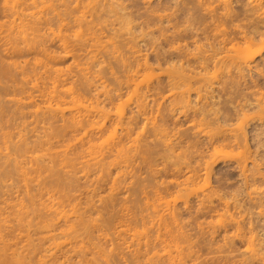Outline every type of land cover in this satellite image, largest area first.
Masks as SVG:
<instances>
[{"label": "bare ground", "instance_id": "6f19581e", "mask_svg": "<svg viewBox=\"0 0 264 264\" xmlns=\"http://www.w3.org/2000/svg\"><path fill=\"white\" fill-rule=\"evenodd\" d=\"M72 1L73 0H1L2 11L8 12V17H12L11 22L6 23L7 21L5 22V20H4L3 23H0V27H2V29H3V26H5V28H6L5 29L6 34H5V36H3V37H5L4 41L2 40L3 41L2 42L3 43L2 44V51L4 53L8 54L9 56L11 54H13V55L19 54V56H21L20 53H22V52L24 54L26 51H28L30 53V51L33 52L32 50H35V51H37V53H39V57H36L34 55H33V57H35V58L30 57L31 58L30 61H32L31 63L29 62V60L24 61V62H23V60H21V61H17V63H15L14 61H13V63L7 62V64H3L0 62V89H6V90L8 89V91H11V95L8 94L7 98H5V99L2 98L4 100L0 99V264H48V263L53 264V262H54L53 258H52V256L54 255L53 250L56 251V249L59 248V246H61L63 244V241H60V242L56 241V239L58 240L61 236L64 237L65 239H69V238L73 239V240L71 239L72 241L69 239L71 241V242L69 241V244H71L70 246L73 245V248L71 247L70 249L74 254L77 252L76 253L77 255L78 254L81 255L82 254L81 252L85 251V249L83 250V248H85L87 246L86 244L91 245L90 247L88 246L89 248L92 247L93 250L96 249V250H94L93 255L91 254L92 258H90V261L86 260L88 262H84L83 261L84 259L81 260L82 258L77 259V260H79L78 262L80 264H97L96 259H101V258H102L101 260H104V262L105 263L107 262V264H108V261H109L108 258L111 257L113 260L114 259L113 256H115V257L117 256L118 259H121V257L124 256L121 259V261L125 262V256H126V258H128L127 256H129V255H131V259L133 258L131 261H133V260L137 261L139 258H142L141 260L139 259L142 262V264H146L144 262L146 260V258L149 260L153 256L155 257V259H156L155 261H157V262H161L160 260H162V259L164 260V258H165V261L167 264H204V263H202V262H204V260L206 258L204 256L208 255L209 252L207 250L208 253L206 255H204L206 252H203L202 253L203 258H202V256L200 257L201 254L198 255V251H199L198 249L199 248L197 250L194 249L195 245H192V244H194V243H192V241H194V240L190 241L191 240V239L189 240L190 237H187V234L185 235V233H187L189 231V229L187 231V229L185 227L187 226V228H188V225L190 223H187L188 225L185 223L186 226H184V228H182V226H181V228H180V226L178 227V225H180V223L182 222V220H181V222L179 220L184 219L183 217H181V218L179 217L180 219L178 218V216L180 215L181 209L182 210L183 209L188 210L187 212H190V211H192V209L193 210L195 209L193 207L195 202L198 205V206H196L197 213L200 212V214H201V212H202L206 215L210 214V215H212V217H215V218L218 217V218H216V220L220 218L219 221H216L215 219H214L215 221L212 220V224H213V222L215 224L216 223L218 224L216 227H214V224L212 226L210 225L211 221H207V222H210L209 225H207L208 223L204 221V218H202L204 215L199 216L197 214V216H199V220L202 219L201 224L203 222L206 223L205 224L206 225L205 230L207 232H204V233H206V234L208 233V235H210L209 239L211 240V238L212 239L216 238L215 235H218L216 238V241H217V239L220 237V240L218 239L219 240L218 243H215L216 246L215 245L212 246V244L215 240L214 241L211 240V241H213L212 243L209 242L210 240L208 241V238L206 241L201 240L200 237H202V235H200V234H204V233H202V231H201V233L199 234L198 231L203 230L202 227L204 228V223H203V225L199 224L198 222H200V221H198V218H197V220H195V221H198L197 223L199 225H201V226H198L197 224H194L196 222L193 219H191L194 221V223L192 221V224H194L196 229L197 228L200 229V230H197V235L199 234L197 236V238L200 236L198 238V240L200 239L202 241L201 242L202 246H203V242L211 243V246L213 248L210 246H206L207 244L204 245L207 248L210 247L211 249L210 248L209 249L211 251H212V249H214V247L215 248L218 247L216 249L217 252L215 250L212 251L214 253L216 252L219 254V256H217L218 254H213L214 256H212V257L216 256L215 257L216 259L219 258V262L217 260L216 264H264V0H240V1H238V0L237 1L236 0L235 1H231V0H171V1L175 2V4L170 1L173 5H175V7H177L176 5H179V4H180L179 5L180 7H181V4H183L184 6H188V8L185 7V9L186 8L188 9V10L186 9L188 11V19L186 20V22H188L187 25H184V20L182 22H181V20H179L180 25H183V27H187L186 29L188 31H185V32H188L187 33L188 34V40L190 39V42H188V47L183 46V44H185L184 41H183L184 43L182 42L183 44L179 41L178 42L180 44L176 43L178 38H181L182 36L178 37V35H180V33H178L179 30L177 31V29H176V31H174V29L172 27H170L173 29L172 31L178 33V34L176 33L177 34L176 35L173 32V34L176 36L175 38L177 39L175 41V45L176 44L177 45L175 47H174V45H171L172 41L169 38L170 39L169 42L171 41L170 46H172L171 47L172 49H170L171 51L167 50V49H169L170 46L169 47L167 46L168 48L166 46H164L167 48L166 49L167 52L165 50L166 53L164 52V54H167L168 52L170 53V55L168 53V55H166L165 58H167V56H171L170 58L176 56L175 58L180 57V60L184 59V62H187L188 78H186V79H188L187 80L188 82L184 81L187 84L180 82L181 79L184 80V78L186 77L184 75L185 74L184 71H186L187 69L182 67L183 65L179 66V64H176L177 60L179 62V59H177V60L175 59L176 60L175 63L172 61V59L170 61H172L173 63L169 62L168 60L170 58L167 60L169 62L168 63L169 65L174 64L177 67H175L174 65L169 67V65L167 63H163L165 65L167 64L166 66L164 65V67L158 66L159 68H161V70H163L162 68H164L163 72L166 69L165 67H169L166 69L167 73L165 72V74L160 69H158L157 66H156V69L154 66H153L154 68L151 67L153 64H151V66L146 65L149 63L148 58H149V55H151V53L148 54V58H147V56L144 57L142 52L139 54V52H140L139 50L141 48L138 46H140V45L136 44L134 41V40H136L138 42L141 40L140 42H142V39L144 38L143 35L148 37L150 35V32H151L150 26L145 24L150 29L149 34H147L148 29H146L147 31L146 30L144 31V32H146V34H143L144 32L143 33L141 32V34H142L141 38L135 39L136 34L140 35L139 32H140V30L143 29V28H141L142 26H140V24H139V22L141 23V21H142L141 19H140L141 21L138 20L139 22L136 21V22H138L140 28L139 29L136 28L135 32L138 30V33H136V34L133 31L135 34V36L133 37L134 39L133 38L131 39V37H128V38H130L131 42L134 43V45L132 43L128 44V42H130V41H129V39L125 38L127 36H125L123 34L125 29L126 30L128 29L125 26L126 25L125 23L127 22V26H129L131 24L133 25L135 22L134 23L132 22L129 24V22L132 21L131 20L132 17L130 18V14L132 16L133 13H131V12L129 13L128 8L125 9V7L123 5H126V4H124V2H123V5L121 6V4H119L120 0L119 1L118 0H104L103 4H106L105 6H107V3H109L108 5L111 8L107 9L104 6V9L106 8V10H110V11L105 12V10H104V12H102V13L117 12V14H116L117 17L114 13L111 14V15H113V18H111L112 16L110 17L113 20L111 22V24L113 25L114 21H115V23H116V21H118L119 24L117 25V23H116V25H117L116 30L118 28L120 29V27H121V30L118 29L120 31L119 36H121L123 34L124 36L121 37V39L125 38L128 40L125 42L123 40H120V38H119L120 41L116 40V38L114 40L113 39L114 38L113 33L112 32L110 33V30L112 31V26H111V24H109L110 22L107 23L110 26H107V24L105 25L104 22L103 23L105 26H103L101 24L102 19L99 17L100 13L99 14L97 13L98 16L96 15V11H95V13H93L94 9L96 7H93V10L90 9V8H92V6L95 5L94 4V3H96V2H94L95 0H92L93 2H91L89 0L91 2L90 8L88 6L90 4V2L87 1L89 3V4L88 3L86 4L88 6V7L86 6L88 9L85 7L86 11L88 10L86 13H90L92 10L93 12H91V13L93 15L94 14L96 15V16L94 15L95 17H93V15H92L93 18L91 16L85 15L84 13L82 14L81 11H83L84 8L81 9L79 7L84 6L83 4H81V6H79V7H76V5H78V3L75 2V0H74L73 4H71V7L72 6H74V8L76 7L77 11H78V9H81V11L80 10L79 11L83 16L80 15V13H78L79 15L77 14L81 19L79 18V20H77L78 16H75V15H74L73 19L75 21L77 20L76 21L77 24L74 21L75 25H78V22L81 25V26L79 25L80 27L79 26H77V27H79V29H81V31L84 30L83 35L80 34L82 32L76 26L75 27L77 29L70 27V26H72L71 25L72 21H70V23H71V24H69L70 26H67L68 24H66V23H68V19L66 22L61 23L63 21V16H62V14L60 15V12H64V11L66 12L67 10L69 11V9H70L69 5H70V2H72ZM76 1H79V0H76ZM83 1L86 2L85 0L79 1V5H80V2L83 3ZM140 1H142V0H140ZM145 1L146 0H143L142 5H141L144 8L146 5L144 4L145 5L144 6L143 2H145ZM230 1H231V3L233 2L234 5H231ZM105 2H107V3H105ZM135 2H137V1L135 0ZM127 3L131 4L133 2L131 0V2L128 1ZM147 3L148 2H146V4ZM177 3H179V4H177ZM186 3H188V5H186ZM62 4H65L64 5L65 8L60 7L61 11L58 8L59 11L57 10V12H56L55 9H57V6L62 5ZM66 4H68V6H66ZM150 4H151V2H150ZM150 4L149 5L147 4V6H150ZM167 4H169V3H166V5ZM97 5H99V7L100 6L102 7V5L98 4V2H97ZM131 5H130V7H131ZM183 5H182V8H183ZM147 6H146V8L148 9L149 7H147ZM201 6L205 7V8L203 7V9H202V10H204V12L203 11L201 12V10H199L202 8ZM62 7H63V5H62ZM66 7L67 8L69 7V9H66ZM101 7L96 8L95 10H97V12H100ZM146 8L144 9L145 12H146ZM172 8L174 9V11H173V9H171L170 12L173 11V13H174L175 11H177L176 10L177 8L176 9L174 7H172ZM182 8H181V10H182ZM63 9H65V10L62 11ZM72 9H73V7H72ZM72 9H70V10L72 11ZM85 9H84V12H85ZM124 9L127 11L126 14L129 15L130 19L126 18V17H128V15L125 16L126 14L123 13V12H126V11H123ZM132 9L133 8H131V10ZM168 9H170V8H168ZM76 10L74 12H76ZM102 10H103V8H102ZM186 10L184 11L186 13L182 14V12H181V15L187 14ZM151 11H153V10L151 9ZM157 11H161V10H158V8H157ZM180 11L178 10V12H180ZM72 12L69 11V14L71 13V15L73 16V14H75V13L74 12L72 13ZM118 12H119V15H121V17L118 16ZM164 12L162 14L161 13L159 14V12H157V14H159V15H157L155 13L156 17H158V18H156L157 22L159 21L158 23H161V21L171 22L169 20L171 16L169 17V15L167 14L168 12H166L165 14H164ZM178 12L174 13L175 16H176V13L178 15ZM91 13L88 15H91ZM134 13H136L135 15H137L136 11ZM141 14H142V12H141ZM147 14H149V13H146V15ZM174 14H172V15L174 16ZM66 15H68V14H65V16ZM106 15H104L102 17L104 18ZM151 15H150V17H151ZM155 15L153 14L152 17L153 16L155 17ZM68 16H66V17H68ZM86 16L91 17V19H90L91 21L94 18L97 19V17L99 19H101V22H99L100 20H98V19L97 20L101 24L102 31H103V27H104V30H106V28L109 29V27H111L109 30V33L113 35V36L111 35L112 38H110V35H108L109 33L107 34L103 31L104 35L107 34L106 36L108 38L105 37L106 38V39H104L105 41L102 39L100 41V38L103 35V33L100 34L102 31L99 28L100 25L96 24L97 23V20H96L95 29H98V28L100 29V33H99L100 37H98L99 39H97V40H99V41H97V42H99V44L97 43L98 44L97 45L95 42H92V39H91L93 36L97 35V32L99 31V29L97 32L96 31H92V32L90 31L89 35L91 33L92 34H91V38H88V40H91L92 47L98 46L102 49L99 48L100 49L99 50L97 47H95L99 51L95 50L94 53L98 52L97 54H99V55H95V54H93V52H87L86 53L87 56L91 57L90 60L92 63H93L92 59H94V56H96L97 58L101 57L102 59L104 56H105L104 57L105 59H106V57L109 56L108 59L109 60L111 59L110 60L111 62L114 60V58L119 59L120 62H124L123 59L127 61V58H125L126 53L129 55V58H128L129 62H130V58H131V60H132L131 64L128 63V61L124 62L125 64L121 63L123 65L122 71H123V69H125V71H123V72H125L124 73L125 75L122 73V71H121V75L117 74V73H120V72H117V71H120L118 68L120 66L117 63L118 62L117 60H116L117 62L113 61V62H116L113 64H115V65L117 64L115 67V68H117V70L113 67H112V70H110L111 69L110 67L113 65L108 66V64H111V63H109L108 59H107L108 62L105 59L103 61V62L106 61V63H108L107 65H106V63H104L106 65L105 67H103L102 64L100 65V67L97 66V65H99V62H101L102 60L97 61L96 62L97 65L95 64V61L98 60L96 57H95L96 60H94V63H93L98 67V69L99 68L106 69L107 66L110 68V69L109 68L106 69V71H103V72H107L108 70H110L109 73L107 72L108 73L107 75L111 76L113 78V80L111 77L107 76L109 78L108 80L111 79L112 81H115V80L120 81V80H122V78H125V80L123 79L122 81L119 82V85L121 82L124 83L125 85L121 83L122 84L121 88L118 87L120 90V89H122L123 86H126L124 89L125 91H123L124 94H122L123 96L125 95V93L127 91L126 89H128V87L130 86V85H126V84H129L132 81V84H134L133 85L134 87L131 86L133 89L129 87V90L127 93L129 94L130 89H131V91H133L131 93V95L127 94L129 97H127V95H125L127 98L126 97L122 98L123 96L120 95L121 93L118 92L119 93L118 94L117 91L114 92L115 91L114 89H116V88H114V86L112 88V85H111V89H113L114 91L113 90L111 91V89H107V86L105 89L104 85L107 84L106 81H108V80H106V78H104L106 76L103 77L99 74L102 72L103 69L97 71L96 70L97 68L95 69L93 67V64L91 67L95 71H97L96 73H98L99 76L98 75L94 76L95 75L94 71H92V73H94V74H92L91 71L89 73H91L92 76H94L95 80H97V78L99 77L100 79L98 78V80L100 81L101 84L103 83V82H101V77H102V81H104V80H106V81H104L105 82L103 84L104 89L102 90V92H101L102 86L99 87V85H101V84L93 85L94 82H96V81H94V82L92 81V80H94V79H92L93 78L92 76L90 78L91 80H89L90 81V84H89V81H88V78H89L88 74L89 73H88V71H89V69L91 70V67L88 68L85 66V64L87 63V66H90L91 62L88 59V57L85 55V57L89 60V62L85 63V61H87V60H85V57H84L85 52L83 51L84 53H82V55L80 52V51H82V49H84V46L86 47V45H87V44L84 45L82 43V41L84 39L87 40V38H85V37L86 36L88 37L87 32L85 34L86 36L84 35L85 28H87V30L90 28L89 24H88L90 21V20H88L89 18L87 20L82 18V17H86ZM175 16L173 19H175ZM71 17L69 19H72ZM114 17H115V19H114ZM141 17H142V15H141ZM180 17L184 18L185 16H180ZM107 19H109V18H107ZM107 19H105L103 21L108 22L111 20V19H109V20H107ZM121 19L123 20L125 25L121 24V26H120V22L123 23L121 21ZM64 20H65V17H64ZM127 20H130V21H127ZM171 20H172V18H171ZM84 21H88V22L84 23ZM81 22H83L86 27L84 25H82L83 23L81 24ZM176 22H177V20H176ZM186 22H185V24H186ZM52 23L58 24L56 26L57 27L60 26V27H58L59 30H58V28H56L57 30L54 29L55 26L53 24V27H52ZM162 23H164V22H162ZM162 23H161V25H162ZM171 23H168V24H171ZM181 23H183V24H181ZM64 24H66V26H64ZM86 24H88V25H86ZM91 24H90V26H94L93 25L94 23L92 25ZM164 24H165V27L169 26L166 23H164ZM98 25H99V27H97ZM116 25H115V27H116ZM159 25L160 24H158L157 26H159ZM163 25L159 26V27L162 28V27H164ZM176 25L179 26L178 23ZM82 26H83V29H82ZM135 26H137V24L134 25V27H132V28L134 29ZM139 26H137V27H139ZM177 26H176V28H178ZM61 27L63 29L65 28L64 31L62 30L64 32V35H62L63 33L62 34L60 33ZM66 27L67 28L70 27L71 29H75L74 33L80 34V35H77V34L74 35L72 31H69V32H72V34L74 35L73 36L71 33L69 34V32H66L70 35L67 37L73 36V38L71 37L70 40H72L71 42H73L74 45L77 44L76 45L77 47L76 46L73 47V44L68 45L69 42L66 43L67 41H69V39L66 37V34H65ZM115 27H113V29H115ZM122 27H125L124 30ZM183 27L182 28L180 27V28L184 29ZM132 28H129V29L133 30ZM145 28H146V26H145ZM180 28H178V29H180ZM15 29H16L15 35L13 37H11V33ZM166 29H167V27H166ZM55 30L57 31V33ZM118 30H117V32H118ZM131 30H129L130 32L126 31L127 33H129V36H130V34L133 36V33L131 32ZM155 30H157V29H155ZM155 30H154V32H160L158 30L157 31H155ZM167 30H169V29H167ZM169 31H171V29ZM180 31H182V33L184 32L183 30H180ZM113 32H115V31L113 30ZM168 32L165 34L162 32L161 33L164 35V37H168L167 35L174 36V35H171V32H170V34H168ZM185 32L183 34H185ZM127 33H126V35H128ZM104 35H103V37H104ZM153 35H154V33H153ZM163 35H162V37H163ZM75 36L77 37V39ZM78 36L79 37L83 36V38H84L82 40V38L80 37V43H78L79 41H77V40H79ZM117 36H118V34H117ZM157 36H158V34H157ZM185 36H186V34H185ZM49 37L51 40L53 38H55V40H56V38H57V40H56V41H58L57 45H59V43H60V45L62 46L61 51L59 50L60 52H57L58 50H55L56 52L52 51L53 50L52 47H49V48H51L50 50H49V48H47V46H49L47 44V39L50 40ZM137 37L139 38L140 36H137ZM146 37H145L144 42L146 40H148V39H146ZM74 38L76 40H74ZM94 38L95 37H93V39ZM151 38H154V37H151ZM65 39H68V40L65 41ZM154 39L156 40L157 38H154ZM158 39H159V37H158ZM172 39H173V37H172ZM183 39L186 40L185 38H183ZM151 40H153V39H151ZM155 40H153V41L156 43L157 41H155ZM160 40H161V36H160ZM173 40H175V39H173ZM95 41H96V39H95ZM165 41H164V43H165ZM180 41H181V39H180ZM198 41H199V46L196 44ZM200 41H202L203 43ZM101 42H103V44ZM144 42H142V43H144ZM147 42H149V41H147ZM150 42H152V41H150ZM164 43H163V45H164ZM88 44L89 45L91 44L90 41ZM116 44H118V46H121L123 49L121 47L117 48ZM152 44H151V46H152ZM194 44H196V45H194ZM89 45L86 47L85 51L93 49V48L87 49V48L91 47V45L90 46ZM126 45H127V47H126ZM135 45L138 48H136ZM156 45H157V43H156ZM55 47H57V46H55ZM104 47H106V48L111 47V48H110V50L106 51L105 50L106 48L103 49ZM153 47H154V44H153ZM159 47L155 46L154 48L155 49L157 48V50L158 49L160 50V48H163V47H160V48ZM182 47H184L185 49L183 50ZM186 47L188 49H186ZM58 48L60 49L61 47H58ZM121 49H122V51H121ZM163 49H165V48H163ZM163 49L160 50L162 53H163ZM185 50L186 51L188 50V52H186ZM74 51L76 53H74ZM123 51H125L124 58L120 59V58H122V52ZM143 51H145L143 53L145 55H147L146 49ZM157 52H159V51H157ZM89 53H92L91 55L93 57ZM102 53L104 54V56L102 55ZM155 53L156 52H154V56H155ZM75 54H77V55H75ZM24 55H26V54H24ZM31 55H32V53H31ZM80 55L83 56V58H84V60L82 58L81 61L83 60L82 62H84L83 67H86L88 69L87 72L85 70H83V68L81 69L79 67L80 65H82L81 64L82 62L81 63L79 61L77 62V59L80 60V58H77L76 56L79 57ZM161 55L163 56L162 57V59H163L164 55L163 54H161ZM4 56H5V54H4ZM152 56H153V53H152ZM154 56H153V58H155ZM158 56H160V55H158ZM75 57H76V59H75ZM69 58H71L70 59L71 60L70 65L72 66V68H69V67L66 68L65 67V69H63V67L55 65L56 64L55 62L60 60V63H62L63 61L61 62V60L65 61L66 59H69ZM101 58H99V59H101ZM145 59H148V61L146 60L148 63H146ZM159 61H160V59H159ZM161 61H163V60H161ZM182 61L183 60H181L180 62L183 63ZM18 62H23V63H18ZM165 62H166V60H165ZM157 63L158 62H156V60H155V65L159 64V63L158 64ZM126 64H130V65H126ZM59 65H61V64H59ZM160 65H162V64H160ZM125 66H126V68H125ZM184 66H185V64H184ZM69 69H75V74L77 73L76 74L77 76H79L78 74H80V73H81L80 76L83 75L82 77H80L81 81L75 75V78L79 80V83L76 84V82H78V81H76V82H74V84H76V86H78L79 88L78 87L76 88V86L73 85V81L76 79L74 77H72L73 75L71 76V73H73V72L69 73L71 71ZM76 70H79L80 73L76 72ZM114 70L117 73H114ZM155 70H157V72H158V70H160L161 72H158L156 74ZM140 72H141V74H140ZM82 73H85V74L88 73V74H86V75H88V78H87V76H85ZM138 73H139V75H138ZM115 74L117 76H115ZM160 74L163 76L167 75L169 78H171L175 75L176 79H178V77L181 76V79H179V81H176L174 79L175 83L173 82V78H175V77L171 78L170 79L171 81L169 79H167L170 83L169 82L167 83V80H164V81H166V84L168 86H169V84H170V86H172L174 83L175 87H176L174 89L175 90L179 89V94H177V93L175 94V90H171L174 87V85H173L172 87L169 86V89H168L169 93L166 92L168 97L170 95V97L172 96L171 98H173L175 100V101H173V99L170 98L172 101V105L170 104L171 102H168L167 106L165 104H163V101L166 98L165 97L166 93L164 91L163 92L165 94H162V95H164L165 98L161 97L162 91L160 92V90L157 89L158 91L156 93V90H153L157 87L159 88L158 83L161 82V81H159L160 80V78H159ZM102 75H106V73H103ZM119 76H122V77H119ZM136 76L139 79H141L140 82L138 81L139 83H141L140 87L142 86V84H144L145 87H148V85H151L153 82L156 83V85L151 86V87H153V86H155V87L153 89H150V92H149L150 94H148L146 92V90L148 91L149 87H148V89H146L145 87H144V89H143V87H141V88L139 87L138 82L136 80H134V78ZM141 76H142V78H141ZM71 77L73 78L72 82H71V79H72ZM69 79H70L71 83L68 81ZM163 79H165V78H163ZM66 81H68L70 83V84L68 83L69 85H66L68 87L61 84V83H67ZM99 81L97 83H99ZM116 81L114 83H116ZM123 81H125V82H123ZM91 82H93L92 86L93 87L95 86V88H93L91 86ZM127 82H129V83H127ZM171 82H172V84H171ZM178 82L181 85L179 84V86H177L176 83L178 84ZM117 83H118V81H117ZM108 84H109L108 86H110L111 83L108 82ZM112 84H113V82H112ZM117 85L118 84H116V86ZM161 85H162V83H161ZM96 86H98L97 88L100 89V92L102 94L101 96H103V97H101L103 100L100 99L101 101L99 100L100 97H97V95H98L97 92H95L97 90ZM168 86H167V88H168ZM181 86H183L184 88L181 89L182 88ZM89 87H91L92 89H96L94 91L91 89L95 93H93V92L90 93ZM161 87H164V84ZM177 87H180V88H177ZM167 88H165L166 89L165 91H167ZM26 89L28 91H25ZM140 89L141 90L143 89L144 91L143 90L142 91L146 92L147 96L153 95V94H151V92L153 90L154 91L153 92L154 97L152 98L153 100L154 99L157 100L158 96L161 97L158 99L159 100L158 104L154 100V102H156V104L158 106L156 104H154L153 101L150 100L151 97H149V100L152 102V104L150 101H147L148 97H146L145 93L143 94ZM4 91L5 90H3V93H5ZM8 91H7V93H8ZM120 91H122V90H120ZM100 92H99V94H100ZM173 94H174V96H173ZM5 95L7 96L6 93H5ZM0 97H2V96L0 95ZM120 98H122V100L124 99V102H122ZM115 101L117 103H115ZM145 101L148 102V105L150 103V105H152L153 107L157 106L156 107L157 109L155 110V108H154L153 113H151L150 111H152L153 108H152V106H149L152 108V110H149L151 108H149L148 105H147L148 108H146ZM161 101H162V104H161ZM167 101H170V100L168 99ZM174 102L176 103V106L174 105L175 104ZM162 105L163 106L165 105V107H163V109H161ZM113 109H114V111H112ZM146 110H149V111H147V113H146ZM177 110L182 111L181 116H184L183 115L184 113H185L186 117L188 115V117H187L188 121L186 120L188 122V124H186V123H185L186 125L183 124L187 128L186 129L187 131L183 130L184 129V126H183V127H181V128H183L182 130H180V128H178V129H176L175 132L173 131L174 133L171 131L172 134L171 133L167 134L168 132H166V131L170 132V130H168V128L170 129V127H168L169 125L167 126L165 121H166V119L170 120V118H168V117L174 118L176 115L175 112ZM156 111H158V113ZM145 113L146 114H153V116L150 115V116H152V120L155 118L154 114H156V116L159 114L156 118L159 117L160 119H157L156 122L158 123V120H160L162 124L165 122L163 125H165L164 127H166V126L168 127V128L166 127L167 130L162 126V124L157 125V123L155 121H154L155 123L151 122L152 120L150 121V124H152V125H150L151 126L150 129L153 130V128L156 127V125L159 128L158 129L155 128L156 132L151 131L150 129H146V128L150 127L148 125L149 122H147V121H149L151 118L149 119V115L147 116L148 118H146ZM177 115H178V113H177ZM16 116L20 120L25 119V118H29L30 120L28 122L21 121L19 123H14L13 119H15ZM139 116H141V117L143 116L142 118H144V119L143 120L139 119ZM178 116H180V114ZM186 117H184V118H186ZM156 118L154 120H156ZM181 118L183 119V117H181ZM138 119L142 120V121H144L145 119H149L147 121L145 120V122L148 123L147 126H149V127H146V124L142 123V125L139 126L142 129H140V128L135 129L139 125V124H137V126L135 125L137 122H139ZM176 119L174 118V120H176ZM163 120H164V122H162ZM177 120H179V119H177ZM58 121H60V122H58ZM171 121L173 122V119ZM182 121H185V120H182ZM55 122L60 123L58 127L55 125ZM172 122H170L169 124H171ZM153 123L156 125L154 126ZM174 123H175V121H174ZM179 124L181 125V122ZM179 124L178 125L175 124L173 126L171 124V128L172 127L174 128V126L178 127V126H180ZM133 125H135L136 127ZM143 127H145L146 132L150 131L152 133L154 132L155 134L158 133L157 131H159V133L161 132V135L159 134V137L162 135H165V137H166L168 135L169 137L167 136L168 139L166 140V142L163 140H162L163 143L161 142V145L163 144L164 147L160 148L161 145H159V142L157 140H161L165 137L162 136V138L156 140V135H154V134H152V135L154 136L155 140L153 137H150V139L153 138L152 140H154V142L156 141L157 144H155V146L150 145L148 142L147 143L149 145L146 144V142H145L146 137H145V139H142L144 136L141 137L143 134L146 135L145 131H144V133H142ZM133 129L136 130L135 136L133 133V131H134ZM139 130H140V132L142 131L141 132L142 135L137 134V132H139ZM171 130H173V129H171ZM174 130H175V128H174ZM186 132H188V133H186ZM162 133H164V134H162ZM184 133H186L187 136L182 138L183 135H185ZM149 134L151 135V133H148L147 135H149ZM138 135L140 137H138ZM157 136H158V134H157ZM148 137L149 136H147V138ZM137 139L141 140V141L143 140L142 142H144V143L140 144L139 142H137L138 141ZM150 139L146 140V141H150V143H152L153 141H151ZM137 143L140 145L139 146L136 145ZM181 144L184 146L185 149H188L187 154H189L190 157L186 155L187 159L189 157V159L192 158L195 161V159L197 158L196 156H198V157L200 156L201 158L204 157L203 161L201 160L203 162L201 164L202 165L201 169H200V166L198 165L199 163L195 164L196 166L194 164H192L193 166H191L190 164L186 163V162L191 163V162H189V159L187 161L186 158H184L185 160H183L182 158H181L182 159L181 160L179 158L181 161L180 164H182V161H185V164L188 165V167L186 165L182 166L184 164L181 165L182 167H184V168L187 167L188 169L185 168V169H183L184 171H181V168H180V171H181L180 174L182 173L183 175H185L184 173L186 171H188V175H185V177L182 175L184 178V179L182 178L183 181H180L181 180V176H180V180L177 181L176 177H179L177 170H179V167H181V166H179L177 170L173 168V170L177 171V173H175V171H167V173L173 172L172 174L177 175L174 178L175 180L172 179L173 175L170 173V175H172L171 176L172 178L171 177L169 178L170 181L168 179H166L167 181L164 179L166 181V184L164 181L160 182V179L162 180V178H163L162 175L165 174L163 172H165V169L167 170V167L165 169L163 168L164 170L162 169V167H164V166L161 167V165H160L159 169L153 168L154 167V166H152L153 162H147V161H149V160L151 161L152 156L159 157L157 153H159V155H160L161 151L163 154H165L166 153V152L164 153L165 150H162V149H166V150H169L172 152V148L174 149V147L177 145L181 149V147H180ZM158 145H159V147H158ZM148 146L158 147L156 149V151L159 148L161 149V151L160 152L157 151L156 153H154V155H150L151 157H149V156L147 157L148 154H146V153H148L150 151L149 149H151ZM179 148H178V151H176V150L175 151L179 152V150H180ZM154 149L155 148H153L152 150H154ZM183 149H181L182 151L180 150L181 154L184 151ZM152 150H151V152H153ZM169 151H167V154L171 155V153H169ZM137 152H138V154H142V155L146 154L142 157L141 156H139V157L140 158H144V157L146 158L147 157L146 162H145V166H147V167L149 166L148 168H149V170H151V172L149 171L151 173V175H149L150 173H148V171H147L148 168L147 169H146V167L143 168L140 164H139L140 168L139 167H138V169L136 167L135 168L139 172L141 171V168H143L144 170L146 169L145 172L141 171L140 174L142 172L146 173V171H147V174H148V175L146 174L148 176L147 178L151 180V178L153 177V184H154L156 178L160 177L159 175L157 177L155 175H152L153 172L158 173L159 170H163V172H161V173H163L161 175L162 178H160V179L157 178L159 181V182L158 181L157 182L160 183V185L156 184L157 182H155V184H154V189L156 187L155 185L159 186L156 188L155 191H153L154 190L153 187L150 186L152 183L151 184L149 183L150 185L149 184L148 185L150 187H152L153 190L150 189L149 186L146 188H143V189H146L147 192H148L147 189H149V191L150 190L153 191L152 196H155L153 198H155L154 203L156 206H152L153 205L152 204L153 200H151L152 196L149 197V194H147L146 191L140 189V192L138 193V194L142 195L143 198H144L145 194L148 195L146 197L150 198V201H152L151 207H155V209L153 208L154 209L153 213H150L152 210L150 205L146 204L147 206L150 207L149 208L150 212L147 211L148 213L146 212L147 207H145V205L144 206L142 205V203L145 204V203L150 202L149 200H145L146 198L142 202V200H141L142 196L140 197V195H139L141 202H140V200L138 201V199H137L138 204L140 202L141 203L140 205L143 206V209L145 207L146 210L144 209L145 210L144 214H152L153 215L155 213L156 215L154 214V216H157L156 222L160 221L161 219L163 220L164 215L166 217L169 216L168 220H170V217H171L172 222L170 221V223H173V224L169 223V225L170 226L173 225L174 227L176 226L175 229L178 227L177 231L175 230L177 235L179 234L180 237L186 236L184 238H186V240H188V242H185L186 240L184 239L185 241L183 242V244L181 241V245H180L179 241L181 239L180 238L174 239L175 237L174 238L172 237L173 239L171 240V242L174 244H172V246H171V244H169L170 241L168 242V240L171 238V236L176 235L173 232V230H171L174 234L173 233L171 235L169 234L170 235V236L168 235V237H170L169 239L167 237L164 238L161 235L162 239L163 238L165 240L168 239L167 240L168 243L165 240H164V242H166V243H164L163 240L161 241V239L159 238L157 241H161V242L160 243L158 242V244H160V245H159V247H156V246H158L156 243V240L154 241V239H152L156 243V244H154L153 241L150 239V238H152L150 236L155 234L152 232L154 227H155V229L158 227L157 228L158 232L155 230V232H156L155 235H157V236H154V237H156L155 239H157L158 236H160L159 235L160 229H159L158 224L160 223V225H161L162 221L157 222L158 223L157 224L156 222L155 223L153 222L156 219L155 217H153V218H155L153 221H150L151 219L149 218L150 223L156 224V226L153 225V227H151L152 225L149 224V222L147 221V219H148L147 215L143 214V209H140L142 207L140 205H139L140 208L138 207L137 209H140L141 210L140 213H142V214L138 216V214H140V213L139 212L136 213V211L134 210L138 206V204H136L134 202V204H136L135 208H134V205L132 204V201H133L132 195L137 194L136 190H133L136 193L131 195L132 201L127 198V200L131 201V204L133 206L132 205H130V206L134 208L133 210L135 211V213L137 215L136 216L137 218L134 216L135 217V223L140 221L138 224H135L133 222L134 218H132L133 215L129 213V215H132L131 218L133 220L131 218H129V219L132 220V223H134L135 226L130 225L132 223H129V221H131L129 219L127 221L128 223L125 224L126 220L124 218L125 217L124 215H125V212H126L128 207L125 208L126 209L125 212L124 211L122 212L123 214L121 213V211H122L121 208H120L121 211L118 209L120 211V213L122 214V215L121 214L120 215L122 217L124 216L123 217L124 219L119 218L120 222H118L115 226H112V225H114V222H113V224H111L112 221L110 223L108 222L107 224H104V223L101 224L100 223L99 218H103L102 214H101L102 217L99 214L101 212V210H100V212H98L97 209H94L93 213L96 215L98 212V215L100 217L98 218V216L96 215V217H97V219H96L95 215L93 214L94 216L91 218L92 215L90 214V216H89V214L87 215V213H89L91 211V208H93L94 206L92 205L93 207H91L90 205H88V206H90V208H89L90 211H88L87 205H86L87 207L86 206H84V208L82 207L83 209L81 210L80 209L81 207L77 204V201H80V200H77L78 196H76V194L72 193L75 191L74 185L78 181L77 180L78 178L80 179L82 177L83 178L89 177L87 175L90 172H93L92 170H94V172H96L95 173L96 177L97 176L100 177L101 180L104 176L103 174H108V175H106L108 177L111 170H113V172L115 171L114 178L113 177H111L113 179L110 178L112 180V182L110 183L111 185H110L109 191L107 190L108 194H106L107 196L105 195V198H107L108 200H111L112 196L115 194V193L113 194L114 191L119 190L116 188L119 187L121 183L124 184V180L128 179V182L126 181L127 182L126 184L129 183L131 185L132 182L135 184L134 181H136V179L134 178V176H132L133 173H135V171H136V170L135 171L133 170L134 161H136L138 163H140L142 161V159H140L141 161L138 159L139 158L138 156L137 157L135 156L137 154ZM174 152H172V154H174ZM176 152H175V154H177ZM184 153H186V151ZM155 154H157V155H155ZM175 154L173 156H175ZM169 155H166V158H167V156H168V158L167 159L165 158V159L167 161L169 158H171L173 160L174 158L171 156L169 157ZM177 155H180V154H177ZM161 156L164 160L163 155H161ZM181 156H179V157H181ZM134 157H136L138 161L134 160ZM155 157H153V161L154 160L156 161ZM145 158H144V161H145ZM149 158H151V159H149ZM159 158H157V160ZM159 160L162 161L161 158ZM176 160L178 161V159H176ZM193 160H192V162H193ZM170 162L172 163V161H170ZM176 162H175L174 166H176V164H177ZM160 163H162V162H160ZM166 163L168 166L170 165L169 162H165V160H164V163H162V164L166 165ZM193 163H195V162H193ZM180 164H177V165H180ZM215 164L219 165L218 168H216V169H220V172L222 171V173H223L224 169H226V170L229 169L231 172L233 171L235 173L234 174L235 177H233V175H232V178H236V179L234 180L235 181L234 186L232 185L233 186V187L231 186L232 188L229 187L230 192H227V193L222 192L224 190L225 191L229 190V189L222 190L223 188L222 189L220 188V187L226 186L225 181H227L228 179L227 178L224 179L223 178L224 176L220 175L219 174L220 172L217 171L215 168H213V166H215ZM154 165L156 166V162L154 163ZM157 165H158V163H157ZM171 165L173 166V163ZM136 166H137V163H136ZM150 166H152V168ZM175 168H177V166ZM214 169L216 171L212 172ZM169 170H170V168H169ZM77 171H79V173L82 172L81 175H79V177H76ZM88 171H90V172H88ZM126 171L127 172L134 171V172H132L131 174L128 173L129 175H131V176H129ZM138 171H137V173H139ZM113 172H111V173H113ZM225 172H227V171H225ZM144 173H142V175ZM75 174H76V176H75ZM126 174L129 176V178L132 177L131 178L132 181L126 176ZM186 174H187V172H186ZM224 174H226V173H224ZM142 175L139 176L137 174V178L141 179ZM165 175H164V178L167 177V176L165 177ZM124 176L127 178L124 179L123 178ZM150 176H152V177H150ZM98 177L96 179L97 182H98ZM135 177H136V175H135ZM142 177H144V176H142ZM154 177H155V179H154ZM147 178L146 179L142 178V179H145V181H146V180H148ZM211 178L213 180V183L215 184L214 187H213V183L211 181ZM110 179H108V180H110ZM171 180H173V181H171ZM231 180H233V179H231ZM231 180L229 179V181H231ZM138 181H140V180H138ZM140 183L142 184V182H139V185H141ZM144 183L145 182L143 181V184ZM230 183H232V181L229 182L228 184H230ZM122 184H121V186H122ZM129 184H128V186L130 187ZM161 184H165L164 187L167 188V189L165 188L166 190L172 189V190H169L170 193H168L165 190V193H164L165 196H164V194L162 193L164 188L163 189L161 188L162 187ZM136 185H137V183L134 186L137 187ZM121 186H120L119 191H121ZM124 186H125V184L123 185V187ZM128 186H127V188L125 187V189H127L126 190L127 192H128ZM131 186H133V185H131ZM167 186H169V188ZM138 187H140V186H138ZM215 187H218L219 189H216ZM158 188H161L162 192H160L161 189H160V191H157ZM214 188L218 192L220 189L222 190L221 195H220V192L215 193L216 195L218 193L219 197L217 196V198H216V195L214 194V190H215ZM225 188H227V187H225ZM131 189H129V192L132 191ZM123 190H124V188H123ZM137 190H138V188H137ZM173 190H174V192H173ZM119 191H117L118 194H120ZM142 191H144L146 193H144ZM117 192H116V195H117ZM129 192H128V194H130ZM171 192L173 194H171ZM148 193H151V191ZM128 194H126L127 197L129 196ZM166 194H168V195L170 194L169 195V196H171L170 199H169V196L167 197ZM94 195H96V194H94ZM126 195L124 194L125 197L123 198V200L126 198ZM97 196H98V198H99V196L101 198L104 197V195H98V194H97ZM213 196L216 198V200L214 199ZM114 197H116V196H114ZM101 198H99L100 200H102L101 203H105V205L110 202L105 198H102V199ZM136 198H138V197H136ZM113 199H115V198H113ZM116 199L118 200L119 198H116ZM100 200H98V201L100 202ZM106 200H107V203H106ZM120 200H122L121 196H120ZM123 200H122V203H123ZM85 201L89 203L92 200L91 199L89 200L87 198V199H85ZM193 201H194V203L192 205ZM112 202L113 201L110 202V206H111ZM177 202H178V204H177ZM91 204H92V202H91ZM148 204H150V203H148ZM112 207H114V206L112 205ZM104 208L105 207H102L103 211L105 210ZM158 208H159L161 214H160ZM128 209H130V207ZM107 210H108V208L106 207L105 211L107 212ZM130 210H128V212ZM133 210H131V211H133ZM140 210H138V211H140ZM95 211H96V213H95ZM103 211H102V213H103ZM105 211L103 214H105ZM119 211H117L116 214L119 213ZM194 212H195V210H194ZM135 213H134V215H135ZM182 213H184V212H182ZM190 213H188V214H190ZM213 213H214V216H213ZM112 214H113V211H112ZM126 214H127V212H126ZM184 214H186V213H184ZM192 214H193V212H192ZM106 215H107V213H106ZM108 215H107V219H109V217H112L111 215H109V217H108ZM120 215L118 214L119 217H121ZM152 215H151V218H152ZM113 216H114V214H113ZM118 216H114L115 219H113L114 217H112V220L113 221L116 220V222H117ZM186 216H187V214H186ZM104 217H106V216H104ZM116 217H117V219H116ZM148 217H150V215H148ZM188 217H189V215H188ZM126 218H128V216ZM191 218H193V217H191ZM210 219H208V220H210ZM121 220H123L125 222H121ZM166 220H167V218H166ZM205 220H207V219H205ZM97 221L101 225L104 224L105 226L101 227ZM144 221L148 223V225L146 223L147 226H149L150 228H153V229L151 230L149 227H146V229L143 228V230L144 231L145 230H151L150 232H152L153 234L149 233V231L144 232L142 229H140V227H144V226L140 225V223L145 224ZM187 222H189V221H187ZM138 225H140L139 228H137ZM181 225H182V223H181ZM111 226L113 228L110 229ZM164 226H165V224H163L162 229L164 230L163 232H164V235L166 236L167 234L165 232H167V230L170 231V229H172V226H171V228L169 227V229L164 227ZM166 226H167V224H166ZM209 226L212 228H209L210 230H207L206 227H209ZM147 228H149V229H147ZM12 229L17 230V234L15 236H12V233H11ZM92 229H94L95 231H96V229L101 231L102 235H103L102 237H105L109 234L112 237L114 235L113 240H114V238H116V240H118V241L114 240L113 243L111 242L112 245L115 242V244L113 245L115 247L114 248L115 252H113V250H112L113 249L112 245H111L112 249L110 247H109V249L106 247L108 249V251L111 252L110 254H113L112 256L110 254H107L109 252L105 251V248H104V250H102V248L101 249L99 248V245H98L99 242L97 243V245H95V242L92 238L93 235L91 236L90 240L87 239V237H89V234L94 231ZM138 229L140 230V232L143 231L140 233L141 235L139 234ZM181 229H183V230H181ZM184 229H186L187 232H184L185 231ZM109 230H111V231H109ZM56 231L58 234L61 235V236L59 235L58 238L55 237L56 236L55 234H57ZM99 231H98V234H100ZM12 232H13V230H12ZM131 232L132 233L134 232V234L136 232L137 233L134 236H132L133 234H130ZM143 233H145L143 236L148 235L150 237L149 239L151 241L146 237H145V240H147V241L142 240L140 236H142ZM146 233H149V234H146ZM195 233H196V231H195ZM125 234H128V238L129 237L131 238V236H132V239L127 238V240L129 241V243L131 245H133L132 244L133 243L132 242L133 237L135 238V236H137L138 234L140 236H139V238H136V240L141 239V241H143V243L146 242L145 246H147V248L149 247L148 244L150 245L152 242L153 244H151V245H154L153 247L151 246L152 248L145 249L146 247L142 246L144 244H142L141 241L140 242L137 241L138 245L136 246V247H138L139 245L142 244L141 245L142 249L144 248V250H146V252H148L150 249L149 254L152 256H147L148 253L145 254V252H143L145 254V257L140 256V251H142L141 247H140V249H141L140 251H139V248L135 247L136 248L135 249V248H133V246L131 247L130 245L128 247V245H127L128 241L126 240L127 235L125 236ZM81 235L86 237L85 239L87 240V242L83 243L84 237ZM188 235H189V233H188ZM122 236H123V238H122ZM124 236H125V239H124ZM203 236H205V235H203ZM95 237H97V236L95 235ZM99 237H101V236H99ZM99 237L97 239H105V241H106V239H109V238H102V237L99 238ZM108 237H110V236H108ZM197 238H193V239H197ZM97 239H95V240H97ZM202 239H203V237H202ZM125 240H126V243H124ZM136 240H134V245H136V243H135ZM148 240L150 241V243ZM45 241L49 243V245L46 247L43 244V242L45 243ZM108 241H111V240H108ZM196 241L197 240H195L196 244H200ZM147 242H148V244H147ZM184 243H186V244L188 243V244H187V246L182 247V246L186 245ZM41 244L44 245V248H43V245H41ZM81 244H83V245H81ZM109 244H110V242H109ZM236 244H238V245H236ZM239 245H241L242 248H239ZM170 246H171L173 252L170 250ZM130 247L132 249V251L129 250V252L131 254L128 253V251H126L127 253L122 255L123 252L120 249H122L124 251V250H128V248L130 249ZM154 247L156 249L157 248H159V249H157V250L155 249L156 251L153 252ZM192 247H193V249H192ZM197 247H200V246L197 245ZM58 250L59 249H57V251ZM87 250H88V248H87ZM151 250H152L153 254L151 253ZM193 250H195L197 252L196 253L194 251L197 255L193 252ZM79 251H81V252L79 253ZM203 251H206V250L204 249ZM105 252H107V253H105ZM120 253L122 255L121 257L119 255ZM199 253H200V251H199ZM84 254H82L81 256L84 257L85 256ZM144 254H142V255H144ZM211 254L209 253V256ZM209 256L207 257V259L209 258ZM95 257H97V258H95ZM212 257L209 259L212 260ZM144 258H145V260H143ZM128 259H130V258H128ZM209 259H208V261L210 262L211 260H209ZM148 260H147V262H148ZM152 260H153V264L157 263V262L154 263V258H152ZM152 260H151V264H152ZM81 261L84 263H82ZM115 261H116V258H115ZM214 261L216 262V260H213V262ZM126 262L130 263V260L128 261L126 259ZM141 262H139V264ZM162 262L159 264H164V261H162ZM209 262H208V264H209ZM136 263L137 262H135V264ZM109 264H111V263H109ZM132 264H134V262H132ZM148 264H150V262Z\"/></svg>", "mask_w": 264, "mask_h": 264}, {"label": "rangeland", "instance_id": "374dc122", "mask_svg": "<svg viewBox=\"0 0 264 264\" xmlns=\"http://www.w3.org/2000/svg\"><path fill=\"white\" fill-rule=\"evenodd\" d=\"M79 1H82V0H79ZM79 1H76V0H75V2L78 3V5H76V7H79V6H81V4H83L84 6L79 7V8H81V9L84 8V9H85V7L87 6L86 4L88 3L87 1H89V0H85L86 2L83 1V3L80 2V5H79ZM90 1L93 2L92 0H90ZM90 1H89V2H90ZM101 1H102V2H101ZM103 1H104V0H97V1L95 0L94 2H96V3H94L95 5L93 4L94 6H92V8H90V6H91V2H90V4L88 3V4H89L88 6H89L90 9L93 10V7H96V8H100V7H101V6L99 7V5H97V2H98V4L102 5V7H101V11H100V12H97V10H95L96 8L94 9V12H93L92 10H91V12L95 13V11H96V15H97V16H98V14L100 13V14H99V17L102 19V23H101V24H102L103 26H105V25H106L107 23H109V22H110L109 24H111V22L113 21V20L111 19V18H113V15H111V14L114 13V14L116 15L117 12H113V13H102V12H104V10H105V12H106V11L109 12L110 10H106V8H107V9H110V8H111V7L108 5L109 3L105 2V3H107V6H105L106 4H103V3H104ZM118 1H119V0H118ZM118 1H117V2H118ZM126 1H127V0H120V1H119V2H120L119 4H121V6H122V5H123V2H124V4H126V5H123V6L125 7V9L128 8V10H129L128 12H129V13H130V12L133 13L132 16H131V14H130V18L132 17V19H131L132 21L127 20V21H130L129 24L132 23V22H133V23L135 22L133 25L131 24L132 26L129 25V24H128L129 26H127V22L124 20V21L126 22V23H125L126 25H125L124 22H123V20H122L123 18L121 19V21H122L123 23H121V22L119 21V22H120V26H121V24H124V25L128 28L127 30L125 29V31H124V33H123L125 36H127V37H125V38L129 39V41H130V42H128V44L132 43V44L134 45V43L131 42L130 38H128V37H131V39H132V38L135 36V34L138 33V30L135 32L136 28L139 29L140 26H142L141 28H143L144 30H143V29L140 30V32H139L140 35H139V34H136L135 39H140L141 36H142L141 32L143 33L146 29H148L147 34H149V32H150L149 30L151 29V32H152V33L150 32V35L148 36L149 38L146 37L145 35H143L144 38L142 39V42H144L145 37H146V39H148V40L145 41L146 43H145V42H144V43L140 42L141 40L138 41V42H137L136 40H134L136 44H139V45H140V46H138V47L141 48V49L139 48L140 50L138 49V50L140 51L139 54L142 52V54L144 55V57L147 56V58H148V54L151 53V55H149V58H148V59H149V63L147 62L148 59H145V61L147 60L146 63H148V64H146V65H150V66H151V64H153L151 67L154 66L155 69H156V66H157V68L160 69V70H161V68H159L158 66H160V67H164L165 64H163V63H167V64H168L169 62H172V61L175 63L176 60L179 59V62H178V60H177L176 64H179V66H180V65H181V66L183 65L182 67H184V68L187 69L186 71H184V73H185L184 75H185L186 77L184 78V80L181 79V76H179L178 79H176L175 75L173 76V77H175V78H173V77H171V78H173V82H174V83H175V80H176V81H179V79H181L180 82L185 83L184 81H187V80H188V79H186V78H188V73H187V71H188L187 62H184V59H181V60H183L182 62L185 64V66H186V67H185L184 64L180 62V61H181V60H180V57L175 58L176 56H174V57L170 58L171 56H167V58H165L166 55H168L169 52H168L167 54H164V52H165V50L170 46V42H171V41H172V42H171V45H174V47L177 45V44L175 45V41H176L177 39L175 38L176 36L174 35V34L177 33V32H174V31H176V29H177V31L179 30L178 33H180V35H178V37H181V36H182L181 38H178V40L176 41V43H179V42L182 43V42L184 41L186 45L183 44V43H184V42H183V43H182L183 46H184V47H185V46L188 47V42H190V39L188 40V34H187L188 32H185V31H188V30L186 29L187 27H183V25H180V21H179V20H181V22H182V21L184 20V25H187L188 22H186V20L188 19V11H187V10H188V9H187L188 6H184L183 4H181V7H180V6H179L180 4L177 3V4H179V5H176L177 7H175V5H173V4L171 3V2H173V1H171V0H164V1H163V0H151V1H150V0H146L145 2H143V5L145 4V5L147 6V4H148V5L150 4V2H151V4H150V6H147V7H149V8H148L149 10H148V9L146 8V6L144 5L145 8H146V12H145V10H144L145 8L141 6L143 0H142V1H140V0H136L137 2H135V0H132V2H133V3H131L132 5H131L130 3H127L128 1L131 2V0H128L127 2H126ZM168 1H169V2H168ZM170 1H171V2H170ZM231 1H235V0H231ZM231 1H230V4H231V5H234L233 2L231 3ZM236 1H237V0H236ZM238 1H240V0H238ZM73 2H74V0H73L72 2H70L69 7H70V9H72V7H73L72 11L74 12V11L76 10V7H75V8H74V6L71 7V4H73ZM121 2H122V3H121ZM125 2H126V3H125ZM138 2H139V3H138ZM146 2H148V3L146 4ZM84 3H85V4H84ZM166 3H169V4L166 5ZM170 3H171V4H170ZM173 3L175 4V2H173ZM75 4H76V3H75ZM62 5H63V7H62ZM62 5H58L59 7L57 6V9H55L56 12H57L58 8H59V10H60L61 8H65V6H64L65 4H62ZM130 5H131V7H130ZM153 5H154V6H153ZM156 5H157V6H156ZM164 5H165V6H164ZM182 5H183V8H182ZM186 5H188V3H186ZM66 6H68V4H66ZM88 6H87V7H88ZM97 6H98V7H97ZM104 6L106 7L105 9H104ZM113 6H114V5H113ZM113 6H112V7H113ZM138 6H139V7H138ZM140 6H141V7H140ZM161 6H162V7H161ZM171 6L174 7L175 9L177 8V9H176L177 11H175V12H178V10L180 11L181 8H182V10H181L180 12H178V15H177V13H176V16H175V14H174L175 12L173 13L174 9H173ZM204 6H205V5H204ZM204 6H201L202 8L199 9V8H200V7H199L198 9L201 10V12H202V11L204 12V10H202ZM227 6H228V5H227ZM60 7H61V8H60ZM69 7H68V8L66 7V9H69ZM87 7H86V8H87ZM114 7H115V6H114ZM114 7H113V8H114ZM151 7H152V8H151ZM160 7H161V8H160ZM178 7H179V8H178ZM185 7H187V8H186L187 10L185 9ZM102 8H103V10H102ZM131 8H133V9L135 8V9H134V10H133V9L131 10ZM157 8H158V10H161V11H157ZM162 8H163V9H162ZM166 8H167V9H166ZM168 8H170V9H168ZM204 8H205V7H204ZM70 9H69V11L72 12ZM77 9H78V8H77ZM81 9H78V11H79V10L81 11ZM84 9H83V11H81L82 14L84 13L85 15H87V16H91V17H92L93 14L89 11V12L91 13V15H88V14H90V13H86V12L88 11V10L86 11V9H85V12H84ZM87 9H88V8H87ZM125 9H124L123 11H126ZM151 9H152L153 11H151ZM155 9H156V10H155ZM171 9H173L172 12H170ZM59 10H58V11H59ZM64 10H65V9H63L62 11H64ZM143 10H144V11H143ZM163 10H164L165 12H164ZM185 10L187 11V14H185V15H181V12H182V14L186 13V12H184ZM60 11H61V10H60ZM67 11H68V10H67ZM67 11H66V12H65V11H64V12H60V15L62 14V16H63V21H62L61 23L66 22L67 19H68V23H66V24H68L67 26H70V25H69V24H71L70 21H72V24H71V25H72L73 27H72V26H70V27H71V28H75V29H77V28L79 29V27H80L81 25L79 24V22H78V25H75V23H76V21L79 20V18H80V17L78 16V15H79L78 13H80V11L78 12V11L76 10L77 13L74 12L75 14H73V16L71 15V13L69 14V11H68V12H67ZM98 11H99V10H98ZM132 11H133V12H132ZM135 11L137 12V15H135V14H136V13H134ZM148 11H149V12H148ZM154 11H155V12H154ZM162 11L164 12V14H165L166 12H168L167 14L169 15V17L171 16L169 20H170L172 23H171V22H166V21H161V20H160L161 23L164 22V23H166L167 25H169V26H166V27H167V29H169V30L171 29V31H169V30L166 29L164 23H162V25L164 24V25H163L164 27H162V28L159 27V26H162V25H161V23H158L159 21L157 22L156 18H158V17H156L155 13L157 14V12H159V14H160ZM73 12H72V13H73ZM141 12H142V14H141ZM163 12H162V13H163ZM97 13H98V14H97ZM101 13H102V14H101ZM121 13H122V12H121ZM123 13L126 14L127 11H126V12H123ZM146 13H149L150 15L153 13V14L155 15V17H154V16L152 17L153 14H152L151 17H150V15H149V14L146 15ZM162 13H161V14H162ZM169 13H170V14H169ZM171 13L174 14L175 19H173L174 16H173ZM65 14H68L70 17L72 16V17H71L72 19H73L74 15H75V16H78V19H77L76 21H75L74 19H73V20H72V19H69L70 17H69L68 15H66V16H68L69 18L66 17ZM77 14H78V15H77ZM82 14L80 13V15H82ZM106 14H107V15H106ZM109 14H110V15H109ZM138 14H139V15H138ZM144 14H145V15H144ZM159 14H157V15H159ZM179 14H180V15H179ZM85 15H84V16H85ZM94 15H95V14H94ZM94 15H93V17L96 16V15H95V16H94ZM104 15H106L107 17L105 16L106 18H105V17L103 18L102 16H104ZM115 15H114V16H115ZM127 15H128V14H126L125 16H127ZM141 15H142V17H141ZM186 15H187V16H186ZM5 16H6V17H5ZM82 16H83V15H82ZM87 16H86V17H82V18H84V19H86V20L89 18L88 20H90L91 17H87ZM111 16H112V17H111ZM118 16L121 17V15H119V12H118ZM143 16H144V17H143ZM147 16H148V17H147ZM172 16H173V17H172ZM180 16H185V17L183 18V17H180ZM64 17H65V20H64ZM93 17H92V18H93ZM110 17H111V18H110ZM116 17H117V15H116ZM176 17H177V18H176ZM186 17H187V18H186ZM107 18H109V19H111V20L108 21V22L103 21V20H105V19H107ZM126 18L130 19V18H129V15H128V17H126ZM143 18H144V19H143ZM171 18H172V20H171ZM179 18H180V19H179ZM185 18H186V19H185ZM75 19H76V18H75ZM80 19H81V18H80ZM97 19L100 20L99 22H101V19H99L98 17H97ZM97 19L94 18V19H92V21L90 20L91 22L89 21V23H88V24H89V27H90V28H89L90 30L88 29L89 31L87 30V28H85V33H84V35L86 34V32L88 33V37L85 35V36H86L85 38H87V40H88V38H91V34H92V33L89 35L90 31H91V32H92V31H96V32H97L99 28H100L101 31H102L101 24L98 22ZM109 19H107V20H109ZM114 19H115V17H114ZM117 19H118V18H117ZM117 19H116V20H117ZM140 19H141L143 22H142ZM145 19H146V20H145ZM151 19H152V20H151ZM4 20H5V22L7 21L6 23L11 22V21H12V17H8V12L2 11V9H1V0H0V23H3ZM93 20H94L95 22H94ZM96 20H97V23H96ZM134 20H135V21H134ZM138 20H140L142 24H141ZM154 20H155V21H154ZM158 20H159V19H158ZM176 20H177V22H176ZM74 21H75V23H74ZM136 21L139 22L140 26H139L138 22H136ZM144 21H145V22H144ZM149 21H150V22L152 21V22L150 23ZM178 21H179V22H178ZM85 22L87 23L88 21H84V23H85ZM103 22L105 23V25H104ZM146 22H147V23H146ZM156 22H157V23H156ZM173 22H174V23H173ZM185 22H186V24H185ZM194 22H195V21H194ZM6 23H5V24H6ZM73 23H74V24H73ZM82 23H83V22H81V24H82ZM84 23H83L82 25L85 26ZM91 23H92V24L94 23V24H93L94 26H90ZM95 23L100 25V27H99V25L97 26V27H99L98 29H95V26H96ZM116 23H117V25L119 24L118 21H116ZM116 23H115V21H114L113 25L111 24V26H112V31L110 30L111 27H109V29L106 28L107 26H110V25L107 24V26L105 27L106 30H104V27L102 26V27H103V31H104L105 33L108 34V33H109V30H110V33L112 32L114 36H113L112 34H110V33H109L108 35H110V38H112V36H113V37H114V38H113L114 40H115V38H116V40H118V41H120V40H123L124 42H125V41H128V40L125 39V38H122V39H121V37H123L124 35L122 34L121 36H119V35H120V31H119V30H121V27H120V29L118 28L119 30L117 29V30H118V32H117V30H116V28H117ZM143 23H144V24H143ZM155 23H156L157 25H158V24H160V25L157 26ZM168 23H171V24H168ZM177 23H178V25H179L181 28L183 27L184 29H181L179 26H177V25H176ZM192 23H193V22H192ZM53 24H54V26H55L54 29L60 27V26L57 27L56 25H58V24H56V23H52V27H53ZM66 24H64V26H66ZM76 24H77V23H76ZM88 24H86V25H88ZM92 24H91V25H92ZM114 24L116 25V27H115ZM136 24H137V26H139V27L135 26V28L133 29L132 27H134V25H136ZM145 24H147L148 26H150V29H149V27H147V25H145ZM149 24H150V25H149ZM173 24H174L175 26H174ZM181 24H183V23H181ZM194 24H195V23H194ZM79 25H80V26H79ZM124 25H123V26H124ZM75 26H76V27L79 26V27L76 28ZM145 26H146V28H145ZM154 26H155L156 28H155ZM176 26H177L178 28H180V29L176 28ZM62 27H63V26H62ZM62 27H61V29H60V30H61L60 33H61V34L63 33L62 35H64V32H63V31L65 30V28L63 29ZM70 27H69V28L66 27V31H65L66 37H67V36H70L69 34H70V33L72 34V32H73L74 35L77 34V33H74L75 29H71ZM85 27H86V26H85ZM113 27H115V29H113ZM118 27H119V26H118ZM153 27H154L155 29H157L158 31H160V32H154L155 29H154ZM157 27H158V28H157ZM170 27H172V28L174 29V31H172L173 29L170 28ZM91 28H92V29H91ZM122 28H123V30H124L125 27H122ZM129 28H132L133 30H131V29H129ZM152 28H153V29H152ZM163 28H164V29H163ZM5 29H6L5 26H3V29H2V27H0V45H1V46H0V62H1V63H3V64H7V62H8V63H10V62L13 63V61H14L15 63H17V61H21V60H23V62L29 60V62L31 63L32 61H30V59L33 57V55L36 56V57H39V53H37V51H35V50H32L33 52L30 51V53H29L28 51H26V52L24 53V54H26V55H24L23 52H22V53H20L21 56H19V54H16L17 56H16L15 54H14V55L11 54V55L9 56L8 54L4 53V52L2 51V44H3L2 42L4 41V38H5V37H3V36H5V34H6ZM67 29H68V30H67ZM69 29H70V30H69ZM82 29H83V26H82ZM94 29H95V30H94ZM100 29H99V31L97 32V35L95 34L96 36H93V37H95V38H94V39H93V37L91 38V39H92V42H95L96 44H97V43L99 44V42H97V41H99V40H97V39H99L98 37H100V35H99V33H100ZM160 29H161V30H160ZM56 30H57V29H56ZM56 30H55V31H56ZM58 30H59V28H58ZM62 30H63V31H62ZM79 30L81 31V29H79ZM113 30H114L115 32H113ZM129 30H131V32L133 33V36H132L131 34H130V36H129V33L126 32V31H129ZM157 30H155V31H157ZM165 30H166V31H165ZM180 30H183V31L185 32L186 36H185V34H183L184 32L182 33V31H180ZM69 31H72V32H69ZM103 31H102L100 34H102ZM106 31H107V32H106ZM133 31L135 32V34H134ZM146 31H147V30H146ZM168 31H169V32H168ZM15 32H16V29L11 33V37H13V36L15 35ZM66 32H69V34L66 33ZM76 32H77V31H76ZM81 32H82V33H80V32H79V33L83 35L84 30L81 31ZM96 32H95V33H96ZM116 32H117V33H116ZM129 32H130V31H129ZM161 32L164 33V34L167 33V32H168V34H170V32H171V35H174V36L167 35L168 37H164V35H163ZM173 32H174V34H173ZM56 33H57V31H56ZM121 33H122V32H121ZM126 33H127L128 35H126ZM153 33H154V35H153ZM178 33H177V34H178ZM181 33H182V34H181ZM67 34H68V35H67ZM73 34H72V35H73ZM80 34H77V35H80ZM107 34L104 35V33H103L104 37H103V35H102L101 38H100V41H101V39H102V40L106 39L105 37H107V36H106ZM117 34H118V36H117ZM143 34H146V32H144ZM157 34H158V36H157ZM160 34H161V35H160ZM177 34H176V35H177ZM74 35H73V36H74ZM93 35H94V34H93ZM98 35H99V36H98ZM111 35H112V36H111ZM162 35H163V37H162ZM183 35H184V36H183ZM50 36H51V35H50ZM73 36H71V37L73 38ZM137 36H140V37L138 38ZM160 36H161V40H162L163 42L160 40ZM2 37H3V38H2ZM71 37H67V38L69 39V41H67L66 43L69 42L68 45H72V44H73V47H75L77 44L74 45V43L71 42V41H72V40H70ZM75 37H76V36H75ZM78 37H79V36H78ZM80 37H81V36H80ZM80 37L78 38L79 40H77V41H79L78 43H80ZM102 37H103V38H102ZM151 37H154V38H157V39H158V37H159V39H158L159 41H158L157 39L155 40L154 38H151ZM172 37H173V39H175V40H173ZM81 38H82V40L84 39L83 36H82ZM107 38H108V37H107ZM119 38H120V40H119ZM162 38H163L164 40H163ZM166 38H167V39H166ZM169 38L171 39L170 42H169V40H170ZM183 38H185L186 40H184ZM49 39H50V37H49ZM68 39H65V41L68 40ZM76 39H77V37H76ZM76 39L74 38V40H76ZM95 39H96V41H95ZM133 39H134V38H133ZM149 39H150V40H149ZM151 39L157 41V42H156L157 45H156V43H155L153 40H151ZM180 39H181V41H180ZM2 40H3V41H2ZM53 40H54V41H53ZM56 40H57V38H56ZM56 40H55V38H53L52 40H51V39H50V40L47 39V44L49 45V46H47V48L52 47V49H53L52 51L58 50L57 52H60L61 49H62V46L60 45V43H59V45H57V44H58V41H56ZM82 40H81V41H82ZM84 40H85V39H84ZM84 40L82 41V43H83L84 45L87 44L86 47L89 45V44H88L89 41H90V43H91V44H90L91 47H89V48H87V49H91V48L94 49L95 47H97L98 49L100 48V47H98V46H94V47H92V42H91V40H88V41H87V40L84 41ZM93 40H94V41H93ZM165 40H166V41H165ZM167 40H168V41H167ZM104 41H105V40H104ZM104 41H103V42H104ZM147 41H149V42H147ZM150 41H152V42H150ZM164 41H165V43H164ZM173 41H174V42H173ZM178 41H179V42H178ZM202 41H203V40H202ZM202 41H200V42H202ZM51 42H52V43H51ZM53 42H54L56 45H55ZM84 42H85V43H84ZM103 42H101V43L103 44ZM153 42H154V43H153ZM161 42H162V43H161ZM203 42H204V41H203ZM203 42H202V43H203ZM70 43H71V44H70ZM95 43H94V44H95ZM101 43H100V44H101ZM152 43L154 44V47H155V46H156V47H157V46H158V47L160 46V47L165 48V49H163V48H160V47H159L160 50L163 49V53H162L159 49H158V50H157V48L155 49V48L153 47V44H152ZM163 43H164V45H163ZM96 44H95V45H96ZM98 44H97V45H98ZM128 44H127V45H128ZM151 44H152V46H151ZM158 44H159V45H158ZM161 44H162V45H161ZM179 44H180V43H179ZM179 44H178V45H179ZM182 44H181V45H182ZM196 44L199 46V41H198ZM196 44H194V45H196ZM51 45H52V46H51ZM90 45H89V46H90ZM116 45H117V48L121 47V46H118V44H116ZM127 45H126V47H127ZM181 45H180V46H181ZM200 45H201V44H200ZM55 46H57V47H55ZM124 46H125V45H124ZM124 46H123V47H124ZM164 46H166V47L168 46V47L166 48V47H164ZM58 47H61V48L59 49ZM76 47H77V46H76ZM86 47L84 46V49H82V51H80V52H81V55H82V53L85 52V53H84V57H85V55L87 56V54H86L87 52H93V54H95V55H99V54H97L98 52L94 53V51H95V50L97 51L98 49L95 48L94 50L91 49V50H87V51H85ZM126 47H125V48H126ZM135 47L138 48L136 45H135ZM152 47H153V48H152ZM171 47H172V46H170L169 49H167V50L171 51V50H170V49H172ZM184 47H182L183 50L185 49ZM187 47H186V49H188ZM191 47H192V46H191ZM191 47H190V48H191ZM105 48H106V47H104L103 49H105ZM107 48H108V47H107ZM107 48L105 49L106 51H107V50H110L111 47L108 48V49H107ZM121 48H122V47H121ZM192 48H193V47H192ZM50 49H51V48H49V50H50ZM100 49H102V48H100ZM100 49H99V50H100ZM122 49H123V48H122ZM122 49H121V51H122ZM145 49H146V54H147V55H145V54L143 53V52H145V51H143V50H145ZM59 50H60V51H59ZM92 50H93V51H92ZM99 50H98V51H99ZM119 50H120V49H119ZM167 50H166V52H167ZM83 51H84V52H83ZM101 51H102V50H101ZM101 51H100V52H101ZM121 51H120V52H121ZM157 51H159L160 53L157 52ZM185 51H186V50H185ZM27 52H28V53H27ZM35 52H36V53H35ZM55 52H56V51H55ZM77 52H78V51H77ZM100 52H99V53H100ZM123 52H124V53H123ZM123 52H122V58H120V57H121V56H120L121 54L119 55L120 57L118 56L120 59H123V58H124L125 51H123ZM154 52H156V53H155V56H154ZM166 52H165V53H166ZM186 52H188V50H187ZM3 53L5 54V56L7 55L8 57H7V56L5 57ZM31 53H32V55H31ZM34 53H35V54H34ZM74 53H76V52L74 51ZM78 53H79V52H78ZM78 53H77V54H78ZM152 53H153V56H154L155 58H153ZM157 53H158V54H157ZM27 54H28V55H27ZM29 54H30V55H29ZM77 54H75V55H77ZM79 54H80V53H79ZM79 54H78V55H79ZM89 54L91 55L92 53H89ZM100 54H101V53H100ZM142 54H141V55H142ZM161 54L164 55V58H163V59H162L163 56H162ZM23 55H24V56H23ZM81 55H80L79 57L76 56L77 58H80V60L77 59V62L79 61V62L81 63V62L84 60L83 56H81ZM102 55L104 56L103 53H102ZM158 55H160V56H158ZM169 55H170V53H169ZM176 55H177V54H176ZM91 56H92V55H91ZM100 56H101V55H100ZM125 56H126L125 58H127V61H128L129 55L126 53ZM127 56H128V57H127ZM28 57H29V58H28ZM30 57H31V58H30ZM76 57H75V59H76ZM87 57H88L89 60L91 59L90 56H87ZM89 57H90V58H89ZM92 57H93V56H92ZM95 57H96V56H94V59H92L93 63H94V60H96ZM104 57H105V56H104ZM104 57H103V59H102L101 57H98V58L96 57V58L98 59V60L95 61V64H96V65H97V63H96L97 61H101V60H102L101 62H99V65H97L98 67H100L101 64H102L103 67H105V66L108 64V63H106V61H107V59L109 58V56L106 57V59H105ZM156 57H157L158 59H157ZM160 57H161V58H160ZM27 58H28V59H27ZM33 58H35V57H33ZM82 58H83V60L81 61ZM99 58H101V59H99ZM169 58H170V59H169ZM25 59H26V60H25ZM70 59H71V58L66 59L65 61H64V60H61V62L63 61L62 63H60V60H59V61L55 62V63H56L55 65H56V66L58 65V66H60V67H63V69H65V67H66V68H67V67L72 68V66L70 65V63H71V60H70ZM88 59L85 57V60H87V61H85V63H86V62H89ZM104 59L106 60L105 62H103ZM154 59H155L156 62H158V63H159L161 60H163L164 62L161 61L162 63L160 62L159 64L157 63L158 65H155V60H154ZM159 59H160V61H159ZM168 59H169V60H168ZM171 59H172V61H170ZM175 59H176V60H175ZM108 60H109V59H108ZM110 60H111V59H110ZM110 60H109V63H111V64H108V66H111V65H113V66L110 67L111 69L107 66L106 69L109 68L110 70H112V67L115 68L116 65H117V64L115 65V64H113V63H116V62L118 61L117 63L119 64V66H120L121 68L118 67L120 71H117V72H120V73H117L115 70H114V73H117L118 75H119V74L121 75V71H122V67H123V65H122L121 63H124V62H127V61L123 59L124 62H120L119 59H115V58H114L113 61H116V60H117L116 62H113V61L111 62ZM157 60H158V61H157ZM165 60H166V62H165ZM167 60H168L169 62H168ZM174 60H175V61H174ZM4 62H5V63H4ZM23 62H18V63H23ZM90 62H91V60H90ZM102 62H103V63H102ZM107 62H108V61H107ZM131 62H132V60H131V58H130V62L128 61V63L131 64ZM173 62H172V63H173ZM93 63L91 62L90 66H87V63H86L85 66L89 68V67L92 66ZM104 63H106V65H105ZM59 64H61V65H59ZM81 64H82V65H80L79 67H80L81 69L83 68V70H85V71L87 72L88 69H87L86 67H83L84 62H82ZM88 64H89V63H88ZM95 64H93V67H94L95 69L97 68V69H96L97 71L103 69L102 72L100 71L101 73H99V74H100L101 76H103V77L106 76V77H104V78H106V80H108L109 78H108L107 76H109V75H107V74L109 73L110 70L107 71L108 73H107V72H103V71H106V69H104V68H99V69H98V67H97ZM103 64H104V65H103ZM124 64H125V63H124ZM130 64H126V65H130ZM132 64H133V63H132ZM160 64H162L163 66L160 65ZM167 64H166V65H167ZM170 64H171V63H170ZM114 65H115V66H114ZM134 65H135V64H134ZM166 65H165V66H166ZM168 65H169V64H168ZM173 65H174V64H173ZM173 65L171 64V65H169V67H171V66H173ZM174 66L177 67L176 65H174ZM141 67H142V66H141ZM154 67H153V68H154ZM169 67H165V68L167 69V68H169ZM125 68H126V66H125ZM86 69H87V70H86ZM92 69H93V68L91 67V70L89 69L88 73H89L90 71H91V73H92V71H94V72H95V75H94V76L98 75V73H96L97 71H95L94 69L92 70ZM115 69L117 70V68H115ZM162 69L164 70V68H162ZM166 69H165L164 72H163V70H161V71L165 74ZM69 70H71L69 73H71V72L74 73V74L71 73V76L73 75L72 77L75 78V75L77 74V73L75 74V69H69ZM160 70H158V72H161ZM123 71H125V69H123ZM123 71H122V73L124 74L125 72H123ZM76 72H79V73H80L79 70H76ZM83 72H84V71H83ZM155 72H156V74L158 73L157 70H155ZM88 73H86V74H88ZM91 73L88 74V75H89V78H88V75H86L85 73H82V74H84L85 76H87L88 81H89V80H91L90 78H91L92 74H94V73H92V74H91ZM103 73H106V75H102ZM166 73H167V72H166ZM80 74H81V73H80ZM80 74H78L79 76L76 75V77H78L79 80L81 81V78H80V77H82L83 75L80 76ZM140 74H141V72H140ZM124 75H125V74H124ZM138 75H139V73H138ZM94 76H92V77H93L92 79H94ZM98 76H99V75H98ZM101 76H100V77H101ZM115 76H117V75L115 74ZM161 76H162V77H161ZM166 76H167V75H164V76H163V75L160 74V76H159L160 80H159V81H161V82L158 83V84H159V88H158L157 86H156L157 88H155V89H153L155 86L151 87L152 85H156V83H154V82H153L151 85H148L149 89H148V87H145L144 84H142L141 87H143V89H144V87H145L146 89H148V91L146 90V92H147L148 94H150V93H149V92H150V89L156 90V93H157L158 90H160V92L162 91V92H161V97H164V95H162V94H165L166 92H168V89H169V86H170V84H169V86H168V85L166 84V81H164V80H167V79L170 80V79H171V78H169L168 76H167V77H168V78H167ZM171 76H172V75H171ZM72 77H71V78H72ZM109 77H111V76H109ZM119 77H122V76H119ZM136 77H137V76H136ZM136 77L134 78V80H136L137 82H138V81L140 82L141 79H139L138 77L136 78ZM139 77H140V76H139ZM98 78H99V77H98ZM98 78H97V80H98ZM111 78H112V77H111ZM115 78H116V77H115ZM141 78H142V76H141ZM161 78H162V79H161ZM163 78H165V79H163ZM75 79H76V78H75ZM82 79H83V78H82ZM99 79H100V78H99ZM120 79H121V78H120ZM123 79L125 80V78H122V80H123ZM137 79H138V80H137ZM174 79H175V80H174ZM79 80L76 79V80L73 81V78H72V79H71V82L73 81V85L76 86V84L79 83ZM97 80H95V79L92 80L93 82H94V81H96V82H94V84H93V82H91V86H92V84H93V85H99V84H101L99 80H98L99 83H97V82H98ZM103 80H104V79H103ZM106 80H104V81H106ZM112 80H113V78H112ZM112 80L110 79V80L106 81L107 84L104 85V86H105V89H106V86H107V89H111V85H112V88H113V86H114V88H116V89H114L115 91H114L113 89H111V91H112V90H113L114 92L117 91V93H118V92L121 93L120 95L124 94L123 91H125L124 89H125L126 86H123L122 89H120V90H122V91H120L119 88H118V87L121 88V85L124 84V83L121 82L122 84L120 83V85H119V82L122 81V80H120V81L117 80L118 83H117L116 80H115L116 83H114L115 81H112ZM68 81L70 82V79H69ZM68 81H66L67 83H61V84L65 85V86H66V85H69L71 82L69 83ZM76 81H78V82H76ZM104 81H102V77H101V82H103L101 85H99V87L102 86V88H101V92H102V90L104 89V88H103V84L105 83ZM170 81H171V80H170ZM74 82H76V84H74ZM108 82L111 83L110 86H108V85H109ZM112 82H113V84H112ZM123 82H125V81H123ZM139 82H138V84H139V87H140L141 83H139ZM168 82H169V81L167 80V83H168ZM187 82H188V81H187ZM68 83H69V84H68ZM96 83H97V84H96ZM127 83H129V82H127ZM130 83L132 84V81H131ZM130 83H129V84H126V85H130L129 87L132 88L131 86H133L134 84L131 85ZM133 83H134V82H133ZM161 83H162V85H161ZM169 83H170V82H169ZM174 83H173L174 87H173L172 89L170 88L171 90H175L174 88H176ZM1 84H2V83H1ZM89 84H90V81H89ZM116 84H118L119 86H118V85L116 86ZM135 84H136V83H135ZM163 84H164V87H161V86H163ZM171 84H172V82H171ZM179 84H180L179 82H178V84L176 83L177 86H179ZM185 84H187V83H185ZM124 85H125V84H124ZM143 85H144V86H143ZM173 85H172V86H173ZM180 85H181V84H180ZM167 86H168V88H167ZM172 86H170V87H172ZM66 87H68V86H66ZM77 87H78V86H76V88H77ZM92 87H93V86H92ZM97 87H98V86H96V88H97ZM129 87H128V89H126L127 91H126L125 95L128 94L127 92H128V90H129ZM133 87H134V86H133ZM141 87H140V88H141ZM181 87H182L181 89L184 88L183 86H181ZM78 88H79V87H78ZM89 88H90V93H92L94 90H96V89H92L91 87H89ZM93 88H95V86H94ZM165 88H167V91H165V90H166ZM177 88H180V87H177ZM91 89H92L93 91H92ZM132 89H133V88H132ZM143 89H142V90H143ZM157 89H158V90H157ZM181 89H180V90H181ZM3 90H5L4 92L7 94V96L5 95V93H3ZM118 90H119V91H118ZM140 90H141V89H140ZM142 90H141V92H142L143 94L145 93V96L148 97V98H147V101H150V100H151V101H153L154 104H156V102H157V104H158V102H159L158 99L161 98V97L158 96V98H157L158 101L154 99V100L156 101V102H154V100L152 99V98L154 97V96H153V95H154V93H153L154 91L152 90V92H151V94H153V95H148V96H147L146 92H143L144 90H143V91H142ZM176 90H177V91H176ZM176 90H175V94H176V93L179 94V89H176ZM7 91H8V89H7V90H6V89H0V93H1L0 95L2 96V97H0V99H2V98L5 99V98H7V97H8V94L11 95V91H8V93H7ZM25 91H28V90L26 89ZM130 91H131V89H130ZM130 91H129V94H128V95H131V93L133 92V91H131V92H130ZM163 91H164L165 93H164ZM181 91H182V90H181ZM95 92H97V94L99 95V96L97 95V97H100L99 100H100V99L103 100V99L101 98V97H103V96H101L102 94H101V92H100V89L97 88V90H96ZM95 92H93V93H95ZM99 92H100V94H99ZM160 92H159V93H160ZM171 92H172V91H171ZM119 93H118V94H119ZM168 93H169V92H168ZM92 95H93V94H92ZM125 95H124V96L122 95L123 97H122V96H121V97H122V98H125V97H126ZM128 95H127V97H129ZM165 95H166V96H165L166 98H165V97H164L165 99L163 98V99H164L163 104H165V105L167 106V105H168V102H171L170 104L172 105V101H171V99H173V98H171L172 96L170 97V95H169V97H168L167 93H166ZM173 96H174V94H173ZM127 97H126V98H127ZM149 97H151L150 100H149ZM192 97H193V96H192ZM192 97H191V98H192ZM122 98H120V99H121L122 102H124V99L122 100ZM167 98H168L170 101H167V100H168ZM170 98H171V99H170ZM4 99H2V100H4ZM175 99H176V98H175ZM101 100H100V101H101ZM126 100H127V99H126ZM160 100H161V99H160ZM165 100H166L167 102H166ZM117 101H118V100H117ZM151 101H150V102H151ZM173 101H175V100L173 99ZM176 101H177V100H176ZM164 102H165V103H164ZM115 103H117V102L115 101ZM145 103H146V108H148L149 106H152V105H150V103H149V105H148V102H146V101H145ZM174 103H175V102H174ZM174 103H173V104H174ZM151 104H152V102H151ZM154 104H153V105H154ZM157 104H156V105H157ZM161 104H162V101H161ZM147 105H148V107H147ZM165 105H164V106L162 105V106H161V107H162L161 109H163V107H165ZM174 105L176 106V103H175ZM154 106H155V105H154ZM157 106H158V105H157ZM157 106H156V107H157ZM156 107H153V106H152L153 110H152L151 107H149V108H151V109H149V110H152V111H150V112L153 113L154 108H155V110L157 109ZM170 107H171V106H170ZM161 109H160V110H161ZM149 110H146V113H147V111H149ZM112 111H114V109H113ZM179 111H180L181 113H180ZM150 112H149V113H150ZM156 112L158 113V111H156ZM159 112H160V111H159ZM146 113H145V114H146ZM154 113H155V112H154ZM175 113H176V115H175L174 118H175V119L177 118V119H179V120L176 119V120H177V121H176V120H174V118L168 117V118H170V120H169V119H166V121H165L166 124H167V126L169 125L168 127H170V129H169V128L166 126V127L168 128V130H170V132H169V131H166L167 129H166V127H164L165 125H163V124L165 123L164 120L162 121V122H164L163 124L161 123L160 120H158V123L156 122L157 119H160L159 117L156 118L159 114H158L157 116H156V114H154L156 120H154L155 118L152 120V116H153V114H146V115H145L146 118H148V117H147L148 115H149V119L151 118L150 120H149V119H145L146 121L149 120V121H147V122H149V124H148L147 122H145V120L142 121V120L144 119V118H142L143 116H142V117L139 116V119H142V120H139V119H138L139 122H140L141 124H140L139 122H137L135 125H136V126H137V124H139V125H138L137 128H135V129H139V128H140L139 126L142 125V123H143V124L145 123V124H146V127H149L150 125H152V124H150V121L152 120L151 122H154V121H155V122L157 123V125H158V124H162V126L166 129L165 131L168 132L167 134L171 133V131H172V132H173V131L175 132L176 129H178V128H180V130H182L183 128H181V127H183L184 125L188 124V122H187V121H188V118H187L188 115H187V117H186V116H185V113L183 112V113H184V114H183L184 116H181V114H182V111H181V110H177ZM177 113H178V115L180 114V116H178ZM150 115H152V116H150ZM181 117H183V119H182ZM184 117H186V118H184ZM14 118H15V117H14ZM172 119H173V122L171 121ZM13 120H14V123H19V122H21V121L28 122L30 119H29V118H25V119H21V120H20V119L16 116V118L13 119ZM182 120H185V121H182ZM186 120H187V121H186ZM168 121H169V122H168ZM174 121H175V123H174ZM58 122H60V121H58ZM58 122H55V125H56L57 127H58L59 124H60V123H58ZM155 122H154V123H155ZM170 122H172V123H171L172 126L175 125V124L178 125L180 122H181V125L179 124L180 126H178V127H177V126H176V127L174 126V128H175V130H174L173 127L171 128V124H169ZM154 123H153V124H154ZM185 123H186V124H185ZM147 124H148L149 126H147ZM183 124H184V125H183ZM135 125H133V126H135ZM155 125H156V124H154V126H155ZM157 125H156V127L153 128V130L150 129L151 126H150L149 128H146V129H150L151 131H155V132H156V129H155V128H157V129L159 128V127H157ZM133 126H132V127H133ZM136 126H135V127H136ZM187 126H188V125H187ZM152 127H153V126H152ZM133 128H134V127H133ZM135 129H133V130H134V131H133L134 136H135V131H136ZM140 129H142V128H140ZM146 129H145V127H143V132H142V131H141V132L144 133V131H145ZM171 129H173V130H171ZM186 129H187V128L184 126V129H183V130L187 131ZM137 131H138V130H137ZM165 131H164V132H165ZM141 132H140V130H139V132H137V134H141ZM157 132H158V133H157L158 136H157V134H155L154 132L152 133V132H150V131H149V132H148V131H147V132L145 131L146 135H144V134L142 135V134H141V135H142L141 137L144 136L142 139H145V137H146V139H145L146 144L149 143L150 145L155 146V144H157V143H156V141L154 142L155 138H154V136H153L152 134L156 135V140L162 138V136L165 137V135H162V136L159 137V134L161 135V132H160V133H159V131H157ZM174 132H173V133H174ZM148 133H151V135H150V134L147 135ZM186 133H188V132H186ZM186 133H184L185 135H183L182 138H184V137L187 136ZM162 134H164V133H162ZM171 134H172V133H171ZM132 136H133V135H132ZM134 136H133V137H134ZM147 136H149V137H148L149 139H150V137H153V138H154V140H152L153 138L150 139L151 141H153L152 143H150V141H146V140H149V139L147 138ZM167 136H168V135H167ZM167 136H166V137H167ZM138 137H140V136L138 135ZM138 137H137V138H138ZM158 137H159V138H158ZM166 137L163 138V139H161V140H157V141L159 142V145H161L162 140L166 142V140L168 139L169 136H168L167 138H166ZM137 140H138V139H137ZM140 141H141V140H138L137 142H139L140 144H141V143H144V142H142L143 140H142L141 142H140ZM147 142H148V143H147ZM153 143H154V144H153ZM162 143H163V142H162ZM140 144L137 143L136 145L139 146ZM149 144H148V145H149ZM136 145H135V146H136ZM159 145H158V147H159ZM184 145H185V144H184ZM148 147L151 148V149H149L150 151H149L148 153H146V154H148L147 157H148V156L151 157L150 155H154V153H156L157 151L160 152V151H161L160 148H162V147H164V146H163V144H162L161 147H160L157 151H156V149H157L158 147H152V146H151V147L148 146ZM177 147L179 148L178 145L175 146L174 149L172 148V152H174L175 150L178 151V148H177ZM180 147H181V149L184 148V146H183L182 144L180 145ZM182 147H183V148H182ZM153 148H155V149H154L155 151L152 150ZM179 149H180V148H179ZM181 149H180V150H181ZM151 150H152L153 152H151ZM162 150H165L164 153H165V152H166V153L163 154L162 151L160 152V155H159V153H157L158 156L162 159V161H160V160H159L160 158L157 157V156H156V157L159 158V159H158L159 161L157 160V158H156L155 156H152V157H151L152 159L149 158V159H151V161H150L149 159H148L149 161H147V162H153V163H152V166H154L153 168H158V169H159L160 165H161V167L164 166V167H162V169H163V168L165 169V168L167 167V170L165 169V172H163V170H164V169H163V170H159L160 172L158 171L159 174H158L157 172H153V174H152V175H155L156 177L159 175L160 177H157V178L160 179V178H162L161 175H162L163 173H165V174H166V175L164 174L165 177L167 176L168 178H167V177L164 178V175H162L163 178H162V180L160 179V182H161V181H162V182L164 181L165 184H166V181H167L166 179L169 180V178H170L172 175H173V176H172L173 178H172V177H171V178H172L173 180H175L174 178H175L177 175H176V174H175V175L172 174L173 172H172V173H171V172H168V173H167V171H175V170H173V168L177 170L178 167L181 166L182 164H184V165H182V166H185V165H186V166L188 167L187 164H190L191 166H193L192 164L195 165V164H198V163H199L198 165L200 166V169H201V167H202L201 164L203 163L202 161H203L204 157L201 158L200 156H199V157L196 156L197 158L195 159V161H194L192 158L189 159L190 156H189V154H187V153H188V152H187L188 149H185V148L183 149V150H184L183 153L186 151V153H184V154L182 153L183 155L181 154V151H182V150H181V151L179 150V152H176V151H175L177 154H180V155H177V154H175V152H174L175 156H173L174 154H172V152L169 151V150H166V149H162ZM167 151H169V153H171V155L167 154ZM152 153H153V154H152ZM146 154H143V155H142V154H138V152H137V154H136L135 156H136V157H137V156H138V157H139V156L142 157V156H144V155H146ZM157 154H155V155H157ZM161 155H163L165 162H169V164H170L169 166H170V167L167 165V163H166L167 166H166L165 164H162V163H164V160H163V158H162ZM166 155H169V157L171 156V157H173L174 159L172 160L171 158H169L170 160L168 159V161H167L166 159L168 158V156H167V158H166ZM181 155H182V156H181ZM186 155L189 156L188 159H189V162H191V163L186 162L187 164H185V161H182V164H180V162H181L180 159H181V158H182L183 160H185L184 158L187 159V156H186ZM179 156H181V157H179ZM185 156H186V157H185ZM136 157H134V160H137ZM147 157H146V158H147ZM153 157H155V159H156V161L154 160V161L156 162V166L154 165L155 162L153 161ZM144 158H145V157H144ZM144 158H140V157L138 158L139 160L142 159V161L140 160V161H141L140 163L134 161V168H133L134 171L136 170V168H137V169H138V167L140 168V165H141L143 168L146 167V169L149 167V166H148V167L145 166L146 158H145V161H144ZM165 158H166V159H165ZM175 158L178 159V161H177ZM179 158H180V159H179ZM182 159H181V160H182ZM188 159H187V161H188ZM191 159H192L193 162H195V163H193ZM198 159H199V160H198ZM205 159H206V158H205ZM201 160H202V161H201ZM137 161H138V160H137ZM170 161H172L173 166L175 165V162H176V161H177L176 163H177V164H180V165H177V164H176L177 168H175L176 166L173 167V166L171 165L172 163H171ZM198 161H199V162H198ZM135 162L137 163V166H136V163H135ZM142 162H143V163H142ZM160 162H162V163H160ZM200 162H201V163H200ZM157 163H158L159 166L157 165ZM139 164H140V165H139ZM146 164H147V163H146ZM152 166H150V167L152 168ZM157 166H158V167H157ZM182 166L179 167V170H177V171H178V176H179V177H176V180H177V181L180 180V176H181V180H180V181H183V179H184L183 176L185 177V175H188V171H186L187 174H186V172L184 173L185 175H183L182 173L180 174L181 171H184L183 169L187 168V167L184 168V167H182ZM195 166H196V165H195ZM218 166H219V165L215 164V166H213V168L216 169V168H218ZM135 167H136V168H135ZM143 168H141V171H144V172H145L146 169L144 170ZM169 168H170V170H169ZM180 168H181V171H180ZM142 169H143V170H142ZM187 169H188V168H187ZM215 169H214L212 172H215L216 170L220 172V169H216V170H215ZM139 170H140V169H139ZM92 171L94 172V170H92ZM127 171H128V170H127ZM127 171H126V172H127ZM134 171L127 172V174H128V173L131 174V173L134 172ZM137 171H138V170H136L135 173H133V175H132V176H134V178L136 179V181H134V180H133V181L135 182V184L137 183V185H136L137 187L134 186L135 184H134L133 182L131 183V185H133L135 188H134L133 186H131V185L128 183L132 189L128 186V184H126V183L128 182V179H126V178H127V177L129 178V176H131V175H129V174H128L129 176L126 174L127 177H125V176L123 177L124 179H126V180H124V184H125V186L123 187L124 184L121 183V184H122V186H121V184H120V186H121V191H119V190H120V186L116 188V189H119V190H117V191H119L120 194H118L117 191H114L113 194H114V193H115V194L112 196L111 200H108L107 198H105V195L108 194L107 190L109 191V188H110V185H111L110 183L112 182L111 179H113V178H114V175H115V174H114L115 171L113 172V170H111V172H113V173L110 172V174H109L108 177L106 176V175H108V174H103L104 176H103L102 180H101L100 177L97 176V177H98V182H97V180H96V179H97L96 174H95L96 172L93 173V172L88 171V172H90V173L87 175V176H89V177H85V178H83V177L81 176L82 178H80V179L78 178V179H77L78 181H77V182L75 183V185H74V187H75V188H74L75 191L72 192V193H74V194H76V196H78V197H77V200H80V201H77V204L81 207V208H80L81 210H82V209L84 208V206H86V205H87V206L90 205L91 207L94 206L93 208H91V211H90V209H89L90 206H88V207L86 206L87 209H88V211L91 212V213H90V212L87 213V215L89 214V216H90V214H91V215H92L91 218L95 215V214L93 213L94 209H97L98 212H100V210H101V212H100L99 214H100V216H101V214H102L103 218H99L100 216L98 215V212H97V214H96V215L98 216V218H99L101 224H102V223L107 224L108 222L110 223V222L112 221L111 224H113V222H114V225H112V226H115L118 222H120V219H124V218H125V220H126V223H125V224H127V223H128V222H127L128 219L131 218L132 215H133L132 218H134V220H133L132 218H131V219H132L133 222L135 223V217L137 216L136 213H138V212L140 213V212H141L140 209H143V206H144V205H145V207H147V208H146L147 210H146L145 207H144V209L146 210V212L149 211V208L151 207L152 204H153L152 206H156L155 203H154V202H155V201H154L155 198H153V197H155V196H152V195H153L152 192L155 191L157 187H159V186L155 185L156 187H155V189H154V184H155V182L158 181L157 178H156L154 184H153V177H152V176H150V177H152L151 180L147 178V177H148V176H147V175H148V174H147V171H148V173L151 172V170H149V168L147 169L146 173L142 172V173H144L145 175H144V174L142 175V173L140 174L141 171H140V172L138 171L139 173H137ZM149 171H150V172H149ZM177 171H175V173H177ZM225 171H227V172H225ZM161 172H163V173H161ZM200 172H201V171H200ZM81 173H82V172L79 173V171H77V173H76L77 176H76V174H75V176H76V177H79V175H81ZM155 173H156V174H155ZM160 173H161V174H160ZM170 173H171L172 175H170ZM221 173H222V171H221L219 174L222 175V176H224V177H223L224 179L227 178L228 180L225 181V182H226V186H225V187H227V188H225V187H220V188H221V189L223 188L222 190H224V189H226V190L229 189V190H228V191H225V190L222 191V190L220 189V190H219L220 195L222 194V192H223V193L230 192V188H229V187H231L232 185L234 186V182H235L234 180L236 179V178H232V175H233V177H235V175H234L235 173H234L233 171L231 172L229 169H227V170L224 169V170H223V173H222V174H221ZM224 173H226V174H224ZM232 173H233V174H232ZM97 174H98V173H97ZM137 174H138L139 176L142 175V176H144V177L141 176V179H138V178H137ZM146 174H147V175H146ZM135 175H136V177H135ZM149 175H151V173H150ZM182 175H183V176H182ZM139 176H138V177H139ZM145 176H146V177H145ZM226 176H227V177H226ZM101 177H102V176H101ZM111 177H113V178H111ZM228 177H229V178H228ZM230 177H231V178H230ZM110 178H111V179H110ZM131 178H132V177H130L129 179L131 180ZM134 178H133V179H134ZM142 178H145V179L147 178L148 180L145 181V179H142ZM182 178H183V179H182ZM99 179H100V180H99ZM103 179H104V180H103ZM108 179H110L111 181L108 180ZM154 179H155V177H154ZM164 179H165L166 181H165ZM229 179H230V180L233 179V180H231V181H232V183H230L231 185L228 184L229 182H231V181H229ZM130 180H129V181H130ZM138 180H140V181H138ZM149 180H150V181H149ZM173 180H171V181H173ZM126 181H127V182H126ZM131 181H132V180H131ZM137 181H138V182H137ZM143 181L145 182L144 184H143ZM151 181H152V182H151ZM169 181H170V180H169ZM169 181H168V182H169ZM211 181H212V183H213L212 178H211ZM228 181H229V182H228ZM139 182H142V184L140 183L141 185H139ZM158 182H159V181H158ZM158 182H157L156 184H159V185H160V183H158ZM227 182H228V183H227ZM149 183H150V184L152 183L153 185H152V184L150 185ZM148 184H149L150 186H152L154 190H153L152 187H150ZM165 184H161V186H162L161 188H162V189L164 188V189H163V192H162V189H161V188H158L157 191H160V189H161L160 192H162V193L164 194V193H165V190L167 189L166 187H164ZM126 185L128 186V192H129V189L132 190V191L129 192L130 194H128V192L126 191L127 189H125V187L127 188ZM144 185H145V186H144ZM146 185H147V186H146ZM211 185H212V184H211ZM229 185H230V186H229ZM108 186H109V187H108ZM138 186H140V187H138ZM141 186H142V187H141ZM143 186H144V187H143ZM148 186H149L150 189L153 190V191L150 190L151 193H148V192H150L149 189H147L148 192L146 191V189H143V188H146V187H148ZM214 186H215V184L213 183V187H214ZM233 186H232V187H233ZM122 187L124 188V190H123ZM167 187L169 188V186H167ZM213 187H212V188H213ZM232 187H231V188H232ZM137 188H138V190H137ZM165 188H166V189H165ZM215 188H216V189H219L218 187H215ZM215 188H214V189H215ZM140 189L146 191L147 194H149V197L152 196V197H151V200H153V203H152V201H150V198L146 197V196H148L147 194L144 195V194L142 193V194L144 195V198H143L142 195L138 194V193L140 192ZM216 189L214 190V194H215L216 192H218V191H216ZM114 190H115V189H114ZM133 190H136L137 194H135L136 192L133 191ZM169 190H172V189H168V190H166V191H167L168 193H170ZM174 190H175V189H174ZM174 190H173V192H174ZM144 191H142V192H144ZM221 191H222V192H221ZM87 192H88V193H87ZM116 192H117V195H116ZM125 192H126V193H125ZM146 192H144V193H146ZM219 192H218V193H219ZM122 193H123V194H122ZM218 193H217V195L215 194V195H216V198H217V196H218ZM94 194H96V195H94ZM97 194H98V195H104V197H102V198H105V199H107V200L110 201V202L113 201V202L111 203V206H110V202L108 203L109 205H108V204L105 205V203H101L102 200L99 199V198H101V197L99 196V198H98ZM124 194H125V195L128 194L129 196L127 197V195H126V198L123 200V198L125 197ZM132 194H135V195H132ZM150 194H151V195H150ZM171 194H173V193L171 192ZM91 195H92V196H91ZM131 195H132V197H133V201H132V197H131ZM136 195H137V196H136ZM139 195H140V197L142 196V198H141L142 202H143L144 199L146 198L145 200H149L150 202H148V201H147V202L150 203V204L145 203V202H146V201H145V202H144L145 204L142 203L143 206L140 205V204H141V203H140L141 200H140ZM166 195H167V197H168L170 194H169V195L166 194ZM215 195H214V196H215ZM90 196H91V197H90ZM94 196H95V197H94ZM106 196H107V195H106ZM114 196H116V197H114ZM117 196H118V197H117ZM120 196L122 197L123 203H122V200H120ZM134 196H135V197H134ZM164 196H165V194H164ZM214 196H213V197H214ZM86 197H87L89 200L91 199L92 201H90L89 203L86 202V201H85V199H87ZM129 197H130L131 199H130ZM136 197H138V198H136ZM170 197H171V196H169V199H170ZM218 197H219V196H218ZM102 198H101V199H102ZM113 198H115V199H113ZM116 198H119V199L117 200ZM127 198H128L129 200L132 201V204L134 205V208L136 207L135 205L138 204V201H139V200H140V202H139L138 206L134 209L133 207L130 206V205H132V204H131V201L127 200ZM216 198L214 197L215 200H216ZM112 199H113V200H112ZM137 199H138V201H137ZM98 200H100V202H99ZM107 200H106V203H107ZM135 200H136V201H135ZM103 201H104V200H103ZM91 202H92V204H91ZM116 202H117V203H116ZM134 202H135L136 204H134ZM86 203H87V204H86ZM151 203H152V204H151ZM193 203H194V201L192 202V205H193ZM146 204H147V205H150V207L147 206ZM177 204H178V202H177ZM92 205H93V206H92ZM112 205H113L114 207H112ZM133 205H132V206H133ZM139 205L142 206V207L140 208ZM196 206H198V205H197V203L195 202L194 205H193V207L195 208V209H194L195 212H194V210L192 209V211H190L191 213H190V212H187L188 210H184V209H183V210H184V211H183V210L181 209V212H180V215L178 216V218H179V217H180V218L183 217L185 220L179 218V219H180V220H179L180 222H181V220H182V222H181L182 225H181V223H180V225H178V227L180 226V228H181V226H182V228H184V226H186L185 223H186V224H187V223H190V224H189L190 226L187 224V225H188V228H187V226L185 227V228L187 229V231H188V229H189V231L187 232L186 229H184V230H185L184 232H187V233H185V235L187 234V237H190V238H189V240L191 239L190 241L194 240V241H192V243H194V244H192V245H195V246H194V247H195L194 249L197 250V249L199 248L198 250L200 251V253H199V251H198V255L201 254L200 257L202 256V258H203V254H202L203 252H206L204 255H206L208 252H209L210 254L212 253V254L210 255V256L212 257V256H214L213 254H218V253H216V252H217L216 249H217L218 247H217V248L214 247V249H212V251H214V250L216 251L215 253L212 252V251L210 250V249H211L210 247H212V246H214V245L216 246L215 243H218V241L220 240V237L218 238L219 240L217 239V241H216V238H217L218 235H215L216 238H213V239L211 238V240H213V241L215 240V241H216V242H215V241L213 242V241H211V240L209 239V238H210V235H208V233H207V234L204 233V232H207V231L205 230V226H206L205 224H206V223L203 222V223H204V228L202 227L203 230H200L199 228L196 229V227L194 226V224H197L198 226L203 225V223L201 224V220H202V219L199 220V216H203V215H204V216L202 217V218H204V221H205V222H207V221H211V224H210V225L212 226V225L214 224V227H216L218 224H217V223L215 224L214 222H213V224H212V220L215 221L216 218H218V217L215 218V217H212V215H210V214H209V215H208V214L206 215V214H204V213H202V212H201V214H202V215H201L200 212L197 213V211H196ZM82 207H83V208H82ZM102 207H105V208H104L105 210H106V207H107L109 211L107 210V212H106V211L104 210V211H105V214H103L104 211L102 210ZM127 207H128V208L130 207L131 210L134 209V210L136 211V213H135L134 210H133V211H134V212H133V211H131L130 209H128ZM138 207H139L140 209H137ZM120 208H121L122 211L120 210ZM125 208H127V210H126ZM153 208L155 209V207H151L152 210H151V212L149 211L150 213H153V210H154ZM87 209H86V210H87ZM118 209L121 211V213H122L123 211L125 212V210H126V212H127L128 215H127L126 212H125V215H124L125 217L123 216V217H124V218H123V217L121 216L123 213L121 214L120 211H119ZM144 209H143V214H144V211H145ZM97 210H96V211H97ZM111 210L113 211L114 216H118V214H119V215L121 214L120 216H121L122 218L118 216V219H117V217H116L117 222H116V220L113 221V220H112V217H114V216H113ZM128 210H130L131 212H130V211L128 212ZM138 210H140V211H138ZM158 210H159V208H158ZM96 211H95V213H96ZM102 211H103V213H102ZM117 211H119V213L116 214ZM108 212H109V213H108ZM110 212H111V213H110ZM146 212H145V213H146ZM159 212H160V210H159ZM182 212L186 213L187 216H186V214H184V213H182ZM192 212H193V214H192ZM106 213H107V215L109 214V215H111L112 217H109V215H108L109 219H107V215H106ZM129 213L132 214V215H129ZM134 213H135V215H134ZM147 213H148V212H147ZM181 213H182V214H181ZM188 213H190L191 215L188 214ZM93 214H94V215H93ZM141 214H142V213L138 214V216L141 215ZM154 214H155V213H154ZM154 214H153V215H152V214H144V215H147V218H148L147 221L149 222V218L151 219L150 221H153V220L157 217V216H154ZM158 214H159V213H158ZM160 214H161V212H160ZM195 214H196V215H195ZM197 214H198L199 216H197ZM211 214H212V213H211ZM96 215H95V217H96ZM148 215H150V217H148ZM151 215H152V218H151ZM155 215H156V214H155ZM188 215H189L190 218L188 217ZM193 215H194L195 217H194ZM205 215H206V216H205ZM102 216H101V217H102ZM104 216H106V217H104ZM127 216H128V218H126ZM129 216H130V217H129ZM134 216H135V217H134ZM209 216H210V217H209ZM213 216H214V213H213ZM215 216H216V215H215ZM153 217H155V218H153ZM165 217H166V216L164 215V216H163V220L161 219L160 221H157V222H161V221H162V224H161V225L163 226V224H165L164 227H166V228H168V229H169V227L171 228V226H172V229H170V231L167 230V232H165V233L167 234L166 236L164 235V232H163L164 230L162 229L163 227L160 225V223L158 224V223L156 222L157 218L153 221L154 223L156 222V223L158 224L159 229H160V230H159V233H160L159 235H160V236H158L157 239H155L156 237H154V236H157V235H155V234H156L155 230L158 232V230H157L158 227H157L156 229H155V227H154V229H153V228H150L149 226H147L148 223L144 221L145 224H141V223H140L141 226H144V227H140V229L143 230V228L146 229V227H149L151 230H152V229L154 230V231L152 230V232L155 233V234H154V235H151V234H153L152 232H150L151 230H145V231L143 230L144 232H148V231H149V233H151V234H150V235H151L150 237H152V238H150L148 235H147L148 237H147V236H143L145 233H143L142 236H140V235H141L140 233L143 232V231L140 232V230L138 229V232H139L140 235L138 234L137 236H135V238L133 237V240H132V242H133L132 244H133V245H131V244L129 243V241L127 240V238H128V234H125V236L127 235V236H126V240L128 241V244H127L128 247H129V245H130L131 247L133 246V248H135V247L138 245L137 243L140 242L141 239L144 240V241H147V240H145V237L148 238V239L150 238L151 240L154 239V241L156 240V243H157V245H158V246H156V247H159L160 244H158V242L160 243L162 240H163V242H164V240H165L164 238H166V237L169 239L170 237H168V235H169V234L171 235L173 232H174L176 235H175V236H174V235L171 236V238H170L169 240L166 239L165 241H166V242H167V240H168V242L170 241L169 244H171V246H172V244H174V243H172L171 240L175 237L174 239H179V238L181 239V240L179 241V244H180V245H181V241H182V244H183V242L186 240V238H184V237H186V236H184V237L181 236V237H182V238H181L179 234L177 235L176 231H177L178 227L175 229L176 226H175V227H174L173 225L170 226L169 223H170V221H171V217H170V220H168V219H169V216L166 217L167 220H166ZM185 217H186V218H185ZM191 217H193V218H191ZM207 217H208V218H207ZM119 218H120V219H119ZM136 218H137V217H136ZM195 218H196V219H195ZM197 218H198V221H200V222L195 221V220H197ZM200 218H201V217H200ZM210 218H211V219H210ZM96 219H97V217H96ZM102 219H103V220H102ZM113 219H115V217H114ZM131 219H129V220H131ZM187 219H188V220H187ZM191 219H193L196 223H194V221L191 220ZM205 219H207V220H205ZM208 219H210V220H208ZM214 219H215V220H214ZM219 219H220V218H219ZM219 219H217L216 221H219ZM99 220H98V221H99ZM101 220H102V221H101ZM106 220H107V221H106ZM108 220H109V221H108ZM118 220H119V221H118ZM132 220L129 221V223H132ZM158 220H159V219H158ZM165 220H166V221H165ZM183 220H184L185 222H184ZM98 221H97V222H98ZM163 221H164V222H163ZM167 221H168V222H167ZM187 221H189V222H187ZM190 221H191V222H190ZM192 221H193L194 224H192ZM115 222H116V223H115ZM121 222H125V221L121 220ZM139 222H140V221L136 222L135 224H138ZM171 222H172V221H171ZM183 222H184V223H183ZM197 222H198L199 224H201V225H199ZM98 223H99V222H98ZM100 223H99V225H100L101 227L105 226L104 224L101 225ZM134 223H132V224H130V225L135 226ZM142 223H143V222H142ZM146 223H147V225H146ZM154 223L152 224V223L149 222V224L152 225V226L150 225L151 227H153V225L156 226V224H154ZM207 223H208L207 225H209L210 222H207ZM218 223H219V222H218ZM60 224H61V223H60ZM111 224H110V225H111ZM166 224H167V226H166ZM170 224H173V223H170ZM140 225H138L137 228H139ZM145 225H146V226H145ZM197 225H196V226H197ZM100 226H99V227H100ZM112 226L110 227V229L113 228ZM160 227H161V228H160ZM173 227H174V228H173ZM149 228H147V229H149ZM209 228H212V227H210V226H209V227H206L207 230H210ZM161 229H162V230H161ZM195 229H196V230H195ZM12 230H13V232H12ZM12 230H11L12 236H15V235L17 234V230H16V229H12ZM92 230H94V229H92ZM92 230H91V231H92ZM171 230H173V232H172ZM175 230H176V231H175ZM181 230H183V229H181ZM197 230H200V231H198L199 234L201 233V231H202V233H204V234H200V235H202L203 239H202V237L199 236V237L201 238V240L206 241L207 238H208V241L210 240L209 242H211V243L213 242L212 246H211V243H208V242H203V246H202V243H201L202 241H201L200 239L198 240L199 237L197 238V236L199 235V234L197 235ZM98 231H99L98 229H96V231L94 230L92 233L89 234V237H90V238L87 237V239L90 240V239H91V236L93 235L94 237L92 236V238H93V240H94V242H95V245H97V243L99 242V244H98V245H99V248H100V249L102 248V250H104V248H105V251H108L109 247L111 248V245H112L113 241L116 240V238H114V240H113L114 235H113V237H112V236L109 235V234H108L107 236H105V237H102V236H103V235H102V232L99 231L100 234H98ZM109 231H111V230H109ZM109 231H108V232H109ZM160 231H161L162 233H161ZM168 231H169V232H168ZM195 231H196V233H195ZM58 232H59V231H58ZM94 232H95V233H94ZM170 232H171V233H170ZM190 232H191L192 234H191ZM208 232H209V231H208ZM56 233H57V231H56ZM136 233H137V232H136ZM136 233H135V234H136ZM149 233H146V234H149ZM174 233H173V234H174ZM188 233H189V235H188ZM130 234H133L132 236L135 235L134 232H133V233L131 232ZM55 235H56L55 237L58 238V236H59L60 234L57 233V234H55ZM87 235H88V234H87ZM87 235H86V236H87ZM95 235H96L97 237H95ZM161 235L164 237L163 239H162V236H161ZM170 235H169V236H170ZM203 235H205V236H203ZM60 236H61V235H60ZM81 236H83V235H81ZM99 236H101L102 238H109V239H106V241H105V239H97ZM108 236H110V237H108ZM125 236H124V239H125ZM129 236H130V235H129ZM132 236H131V238H130V237H129V238L132 239ZM139 236L141 237V239H140V240H136V238H139ZM194 236H195V237H194ZM208 236H209V237H208ZM16 237H17V236H16ZM83 237H84V236H83ZM101 237H99V238H101ZM143 237H144V238H143ZM172 237H173V238H172ZM176 237H177V238H176ZM191 237H192V238H191ZM67 238H68V237H67ZM85 238H86V237H84V239H83V240H84L83 243L87 242V240H86ZM111 238H112V239H111ZM122 238H123V236H122ZM129 238H128V239H129ZM159 238L161 239V241H157ZM193 238H197V239H193ZM205 238H206V239H205ZM55 239H56V238H55ZM69 239L71 240L72 238H69ZM69 239H65V238L62 237V236H61L58 240L56 239L57 242H58V241H59V242H60V241H63V244H62L61 246H59V248H57V249H59L58 251H57V249H56V251L53 250V251H54V255L52 256L53 261H54L53 264H76V263H77V264H80V263L78 262L79 260H77V259H81V258H82L81 260L84 259V260H83L84 262H88V261H86V260H89V261H90V258H92V257H91V254L93 255V252H94V250H96V249L93 250L92 247L89 248L91 245L86 244V245H87L86 247L88 248V250H87V248L85 247V248H83V250L85 249V251H82V252L79 251V253H80V252H81L82 254L85 253V254H84V255H85L84 257L81 256L82 254H81V255H80V254L77 255V254H76L77 252L74 254V253L71 251V249H70L71 247L73 248V245L70 246L71 244H69V241H70ZM95 239H97V240H95ZM150 239H149V240H150ZM182 239H183V240H182ZM184 239H185V240H184ZM187 239H188V238H187ZM72 240H73V239H72ZM72 240H71V241H72ZM100 240H101V241H100ZM102 240H103V241H102ZM108 240H111V241H108ZM126 240L124 241V243H126ZM134 240H136V241H135L136 245H134ZM149 240H148V241H149ZM151 240H150V241H151ZM195 240H197L196 242H198V243H200V244H196V243H195ZM16 241H17V240H16ZM71 241H70V242H71ZM116 241H118V240H116ZM130 241H131V240H130ZM137 241H138V242H137ZM150 241H149V243H150ZM152 241H153V240H152ZM154 241H153V243L156 244ZM176 241H177V240H176ZM176 241H175V242H176ZM190 241H189V242H190ZM94 242H93V243H94ZM103 242H104V243H103ZM109 242H110V244H109ZM111 242H112V243H111ZM141 242H142V244H144V245H142L141 243H140V244L144 247L146 242H145V243H143V241H141ZM166 242H164V243H166ZM168 242H167V243H168ZM185 242H188V240H186ZM153 243L151 242V244H153ZM219 243H220V242H219ZM43 244L45 245V247L49 245V243L46 242V241H45V243L43 242ZM43 244H41V245H43ZM46 244H47V245H46ZM114 244H115V242H114ZM114 244H113V245H114ZM147 244H148V242H147ZM151 244H150V245L148 244V246H149L148 248H152V247L154 246V245H151ZM184 244H186V243H184ZM187 244H188V243H187ZM187 244L184 245V246H182V247L187 246ZM206 244H207V245H206ZM44 245H43V248H44ZM81 245H83V244H81ZM108 245H109V246H108ZM113 245H112V248H113V249H112V248H111V249L113 250V252H115V251H114V248H115V247H114ZM141 245H139L138 247H136V248H139V251L142 249V246H141ZM162 245H163V244H162ZM192 245H191V246H192ZM197 245L200 246V247H197ZM204 245H206V246H210V247H209L210 249L207 248V247H205ZM236 245H238V244H236ZM88 246H89V247H88ZM151 246H152V247H151ZM171 246H170V250L173 252ZM240 246H241V245H239V248H242V246H241V247H240ZM57 247H58V246H57ZM83 247H84V246H83ZM106 247H107L108 249H107ZM126 247H127V246H126ZM126 247H125V248H126ZM131 247H130V249L128 248V250H124V251H123L122 249H120V250L123 252V253L121 252L122 255H123V254H126V253H127L126 251H128V253H130L129 250L132 251ZM140 247H141V249H140ZM145 247H146L145 249H148L147 246H145ZM202 247H203V248H202ZM204 247H205V248H204ZM125 248H124V249H125ZM136 248H135V249H136ZM186 248H187V247H186ZM201 248H202V249H201ZM212 248H213V247H212ZM155 249H156V248L154 247V248H153V250H154L153 252H155V251H156L157 249H159V248H157L156 250H155ZM192 249H193V247H192ZM204 249H205L206 251H203ZM72 250H73V249H72ZM92 250H93V251H92ZM207 250H208V252H207ZM53 251H52V252H53ZM118 251H119V250H118ZM194 251H195V250H193V252H194ZM56 252H57V253H56ZM74 252H75V251H74ZM83 252H84V253H83ZM108 252H109V253H107V252H105V253H107V254H110V253H111L110 251H108ZM124 252H125V253H124ZM143 252H145V254L148 253L147 256H152V255L149 254L150 249H149L148 252H146V250H144V248L142 249V251H140V256L145 257V254H144ZM153 252H152V250H151V253H152V254H153ZM195 252H196V251H195ZM195 252H194V253H195ZM61 253H62V254H61ZM121 253L119 254L120 257L122 256ZM196 253H197V252H196ZM196 253H195V254H196ZM209 253H208V255L204 256V257H206V258H205L204 262H202V263H204V264H208V262H209L208 259L211 258V257L209 256ZM130 254H131V253H130ZM142 254H144V255H142ZM56 255H57V256H56ZM89 255H90V256H89ZM110 255L112 256L113 254H110ZM110 255H109V256H110ZM119 255H118V256H119ZM196 255H197V254H196ZM129 256H130V257H129ZM129 256H127V257L130 258V259L126 258V256H125V262L123 261L124 263L121 261V259H122L124 256H122L121 259H118L117 256H116V257L113 256V257H114L113 260H112L111 257H109V258H108L109 261H108V260H107V261H108V264H109V263H111V264H125V263H126V264H130V263H131V264H132V262H134V264H135V262H137L136 264H139V262H141L140 260H141L142 258H139L140 260L138 259L137 261H135V260L131 261L133 258L131 259V255H129ZM208 256H209V258L207 259ZM217 256H219V254H218ZM54 257H55V258H54ZM85 257H86V258H85ZM93 257H94V256H93ZM120 257H119V258H120ZM215 257H216V256H215ZM215 257H212V260L209 259V260H211V261L209 262V264H216V263H217V260H218V262H219V258L216 259ZM95 258H97V257H95ZM100 258H101V257H100ZM115 258H116V261H115ZM152 258H154V263H156L157 261H155V260H156L155 257L153 256ZM152 258L149 259L150 261H149L147 258H146V260H145V258H144L143 260H145L144 262H145L146 264H148L149 262H150V264H151V260H152ZM213 258H214V259H213ZM101 259H102V258H101ZM101 259H96V263H97V264H107V262L105 263L104 260H101ZM117 259H118V260H117ZM126 259H127L128 261L130 260V263H129V262H126ZM206 259H207V260H206ZM76 260H77V261H76ZM123 260H124V259H123ZM143 260H142V261H143ZM147 260H148V262H147ZM213 260H216V262H215V261L213 262ZM111 261H112L113 263H112ZM138 261H139V262H138ZM160 261H161V262L164 261V264L166 263L165 258H164V260L162 259V260H160ZM207 261H208V262H207ZM75 262H76V263H75ZM81 262H82V261H81ZM84 262H82V263H84ZM114 262H115V263H114ZM161 262H157V263L159 264V263H161ZM206 262H207V263H206ZM47 263H48V262H47ZM157 263H156V264H157ZM162 263H163V262H162ZM48 264H49V263H48ZM140 264H142V262H141ZM152 264H153V260H152ZM166 264H167V263H166Z\"/></svg>", "mask_w": 264, "mask_h": 264}]
</instances>
